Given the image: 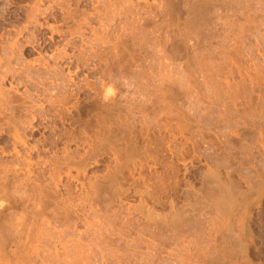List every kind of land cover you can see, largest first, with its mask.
<instances>
[{
	"label": "rangeland",
	"instance_id": "rangeland-1",
	"mask_svg": "<svg viewBox=\"0 0 264 264\" xmlns=\"http://www.w3.org/2000/svg\"><path fill=\"white\" fill-rule=\"evenodd\" d=\"M55 1H57V0H55ZM92 1L95 2L96 0H81L80 4H78L77 6L74 3L75 0H74V2L71 1L70 2L71 4L66 3L65 5L68 4L67 8H68V6H71L70 8L72 9L71 10L68 8V10L69 11L71 10V12L73 14L76 13L75 14L76 17H75V19L69 20L68 22H66L65 23L66 25H65L61 20L62 15L60 16V14L64 13L63 11H65L64 9L66 7L65 6L63 7L64 4L61 5L62 9L60 8V5H58L59 7H55L54 4L56 2L53 3L54 2V0H53L52 4H50V6H54V8H52V11H50V12L54 15V17H55V15L58 16V14H59V16H58L59 19L57 16H56L57 19L54 17L53 18L48 17L47 15L38 16V21L40 20L39 21L40 25H44L42 34L39 35L38 30H36L34 28V26L30 25L27 21H25L26 20L25 15L31 9H33V7L35 8L36 7L35 5H38V4H36V3H38V0H0V13H1L0 14V29H2L0 31V42L6 43V40H8L7 43H12L11 41H13V40L14 41L20 40L19 44L21 43V46H22V43H23L22 41H24V43H23L24 47L22 46V48H19L20 50L18 49V52H16V54H18V55H16V57L24 58V59H26L25 60L26 62L33 63L32 68L34 69V72H36L40 68L41 70L40 71L38 70V73L36 72L38 75H39V72H42V69L44 70V69L48 68V66L44 67L43 64L46 63L45 64V66H46V65H48L47 63H49L50 69L53 70L56 68V71H57L56 74H58L59 73L58 71H60V70H61L60 71L61 74H63L62 77L64 76L66 78L67 77L70 78V74H71V78H73V81L78 84L77 87H82V86L84 87L85 84L88 82L91 85L92 81L93 82H92L91 86L92 87L95 86L96 89H99L103 85L105 86V84L108 87L113 86L112 89H114L115 94H117L116 95V103L117 104L119 103L118 104L119 106L116 104L117 105L116 107L119 108L118 109L119 113L121 111L120 115L122 114L124 117L126 116V118H122V119H124V120H122L123 121L122 124H125V122H126L129 125L128 124L123 125L124 128L129 126V127H131V128L128 127L129 129H131V130L133 129V133L131 132V130H129V131H128V129L126 130L129 134L128 137L132 140H133V137H131V136H137V138L141 137V138H139V140H137V139L133 140L134 146L137 149V150L136 149L132 150V151H134L133 152L134 155H136L135 154L136 151L139 152V151H146L147 150V152H149V153L146 152L144 154V157L142 156L143 154H141L144 152H141V153L139 152L140 153L139 156H137V158L134 156L135 158L133 160V159H131V158H133V155L131 152H129V151H131L132 146H130V145L128 146V144L124 142L125 144H127L126 147L127 146L130 147V148H127L130 150H128V151L126 150L128 153L127 154L128 158H126L125 161L130 159V160H133L136 162H140V161H142V159L145 160L144 158L146 157V155L148 157L150 156L149 157V163L150 164L148 162L146 164V162H145L144 164L141 163L140 165L141 166L147 165L148 166L147 168L144 166H142V167L146 168L147 170H151V171H147L146 169H143L138 163L135 162V165L137 164V166L142 168L143 173L140 175L139 167L133 166L134 162H132V161H131L132 162V165H131V162H129V160H128V162L130 163V164L128 163V169L126 166L127 161H126L124 166H126V169L129 172L125 169H123V170L126 174L124 172H122L128 178L127 179L123 175V178L125 177V179H123V182H124V180H128V181H125L124 183L122 182L123 184H121V183L118 184L117 185L118 188L115 187V190L109 189L110 190L109 192L102 191L101 193L100 192L91 193L90 191H92V190L87 189V188H93L94 189L95 185H93L94 187H90V182L91 183L92 182L97 183L96 185H98L100 181L101 182L103 181V180H101L102 177L107 178L109 176L106 179V182H107L108 179L110 178V175H111V173L109 175L107 173H109L110 171L111 172L114 171L113 167L117 168L118 167L117 164H119V166H121L122 165L121 163H123V161L121 159H123L122 157L125 158V155H123V154H126V152H124L125 148H123L124 143H123V141H120L121 143H123V144H121L119 142V138H118V141L116 138H114L113 139L114 141L112 142L113 144L110 142L111 145L109 143H105L103 146V149H104L105 145L106 144L108 145L107 148L105 147V149H106L105 152L107 151V153H105L104 150L102 149L103 153H105V155H107V156L109 155L108 156L109 158L103 157V159H102V155H100V151L102 152V150H100L99 152L96 151L97 152L96 161L98 160L97 162L94 161L95 159H93V161H91L90 158H88V160L86 159L87 162L85 160L86 164L85 163L84 164L87 166V168L84 164L83 165L86 169H84V167L82 166V172H83V170H86L84 173L85 178L82 175L81 168L78 171L77 170H73V171L71 170L72 172H74V173H72V175H74V176L78 175L80 172V175H81L79 178L80 180L69 179L67 177L68 176L67 173L61 174L60 177H62L63 179L62 180L60 179L62 181L60 184H62L63 182L64 183L62 185H60L58 189L60 190V188H61L60 192H61V194H63L65 196V198L67 197L66 195L69 194L68 195L69 197H67V198H69V201H71V203L68 202L69 204L67 206H69V205L75 206L78 204L77 205L78 207L75 206V208H73V207L69 206L68 208H71V211L74 209L75 210L79 209V211H76V214H80V216L78 215L80 219L74 217L75 218L74 220H76V222L66 224L65 226H58L59 228L58 227L56 228L55 225H51L49 230H51V232L53 234V235L51 234L52 238L49 237V239H50L48 241L49 243L47 242L46 244H44V242L43 243L37 242L38 244L35 243L34 246L35 247L38 246L35 249L38 250V248L40 247L39 248L40 252L37 251V253L41 254V256L47 255L48 258L51 257L50 260H53V261L55 260V262H58V263H54V264H106V263L107 264H150V263L156 264L157 262H158V264H166V263L167 264H174V263L175 264H181L182 262H184V264H200V263L201 264H224V263L225 264H236V263L238 264V262H239V264H264V259H263L264 258V236H263L264 235V233H263L264 232V230H263L264 229V181H263L264 175L261 176L262 177V179H261L259 177L260 176L259 174H261V173L259 172V170L257 168H254L255 166H259L258 168L260 169V171H262V172L264 171L263 169L260 168V166H262L260 159H262V157L264 159V0H237V3H239V1L241 3V4L239 3L241 5L240 6L241 9L237 10V13H236L235 9H238L239 6L234 8V6L237 5L236 2L233 1V3H235V4H232V3L226 4L227 2H230V1L232 2V0H227V1L219 0V1H223V4H224L223 6L226 8H224L222 6L224 9H221V7H219L220 10L218 9L219 11H217V7H216V10H214V11L217 13L219 12V13L218 14L216 13L217 14L216 16L214 15L215 16V18H213L214 20H211L212 23L208 24V22H207V24H205V27L203 28L204 29L203 33H202V31H203L202 27L198 28V26H200V25H192L190 22V16L188 19L187 13L185 14L183 11V9H185V7H187L186 8L187 11L190 10L189 7L192 5L193 0H190L191 3L189 0L187 1L191 4V5L188 4L190 6H186L187 4L184 6V4H183L184 0H183V2L181 0L179 2H181L180 4H183V6L179 4V7L177 6L179 3L178 0L177 1L176 0L175 1L170 0L171 3L175 2V3H173V5L175 4V6L171 7L172 4H170V6H168V7H171L172 9L174 8L173 12H171V13H168L169 10H167V9H171V8L166 7L167 5L164 4V3H167L169 5V3L166 0H141V1L140 0H124V1L122 0L123 3L125 2L126 4L119 3V1L122 2L121 0H106V1L105 0H100V1L97 0L96 1L97 3L98 2L99 3L101 2V3L97 4L95 2L94 3L95 6H94ZM116 1L119 5H123V6H119V7H122V8H119V10L123 11V12L121 11L122 15L119 14L121 12L118 13L120 16H118V14H115L116 12L119 11V10L117 11V8H116L118 6ZM49 2L51 3V0H48V2L46 0H44V2L41 3V5L43 7L41 9L48 8ZM62 3H63V1H62ZM103 3L104 4L108 3L107 4L108 6L106 5L105 10H108L110 8L109 5L111 4V8L113 7V11L115 12V10H116V12L114 13L113 11H109V10L106 11L107 13L104 12L103 9L105 7L103 9L101 8L104 5ZM112 3L113 4L115 3L116 5L113 6ZM133 3H135V4H133ZM164 5H166V6H164ZM218 5H222V2L219 3ZM218 5H216V6H218ZM225 5H228V6H225ZM180 6H182V7H180ZM96 7L101 8L103 10V12L106 14H104L101 11V9L96 10ZM107 7H109V8H107ZM162 7H165V8H162ZM243 9H244V11H243ZM26 11H28V12L26 13ZM153 11H155V12H153ZM164 12H167V13H164ZM97 14L100 16L97 20H95V21L85 20L88 17L87 15H90L92 18H95L96 17L95 15H97ZM112 14L115 16V17H113V19H115V20H112L113 22L112 21L108 22L109 19L108 20H106V19L112 17L113 16ZM155 14H157L155 16V18H157V19L153 20L152 17ZM160 14H163V15H160ZM219 14H221L222 16L220 15L221 16L220 17ZM1 15L5 18V20H4V18L2 20ZM183 15H185V16H183ZM186 15H187V17H186ZM157 16H159V17H157ZM170 18H172V19H170ZM218 18H219V20L217 21ZM54 19H56V20L54 21ZM144 19H146V20H144ZM20 20H21V22H20ZM57 20H59V21H57ZM84 20L86 21V23H84L85 22ZM188 20L190 23L187 22ZM2 21H4V22L7 21V22H5V24H3L4 22L2 23ZM100 21L104 22V23H100ZM145 21H147L146 24H145ZM109 23L114 26L113 27L111 25V27H109L110 29L112 28L111 32L113 31L112 32L113 35L115 34V30H117L115 35H117L116 36L117 39H119V38L121 39V40H113L112 43H115L114 41H121L122 42V40L125 39L124 35H126V37H127L128 35H131L133 32L134 33L137 32V34L135 33L134 35L131 36V38H128V39L126 38V40H129V39L132 40L133 38L136 37V39H134V40L137 41L136 43L133 42L134 40H132V42L127 41V48L129 45H132V47H133L134 46L133 44H135L136 46H134V48L139 47V49L136 48L137 52H139L142 48H143V51H145V50H147V51H145V52L140 51L139 53H135L133 50L130 49L131 47L128 48L129 52H127L128 49H127V51L125 49L126 52H124V53H126L125 54L126 56L123 59L124 61H122V59L118 60V58H117V61H119V62L113 60L115 65H114V63H112L113 61L111 62L112 64L111 63L109 64V65H114L112 67L115 68V69L112 68L113 71H111V72L109 71V70H112V69H109L111 67L108 65L109 60L107 61V65H105L106 60H104V61L102 60L103 61V62L101 61L102 63L100 62V60L103 59L104 57L103 58L101 57L100 60L95 59L99 63H101V64H99V63H95V64H97L98 67L100 65L101 66L99 68H95L96 67V65H95L94 68H95L97 74L96 73L91 74L92 76L90 75L91 71L89 69H86V70L79 69L78 70L77 64L76 65H75V63H74V65L70 64L71 60H63L62 61V59H61V61L58 60L60 62L57 65L54 63L53 57L60 54V52H63L61 50L66 51L69 56L75 55L74 53H77L79 48L81 49V51L80 50L79 51L83 52L84 55L90 54L91 50H93V52H94L95 50L91 49L90 44H88V40L91 39V40H89L91 42L95 39L94 36H98V35H99V37L102 36V34H103L102 30L104 28L101 24H103V25L108 24L110 26ZM143 23L145 25H147V26L143 25L144 28L141 27V24H143ZM169 23H172V24H169ZM190 24L193 26V28L194 27L195 28L193 29ZM45 25H48V26H45ZM50 25L53 28L58 27L59 31L57 33L56 32L54 33V31L52 32V29L51 28L49 29ZM207 25L212 26V30H210L211 26H209V30L211 32L208 30ZM129 26H131V27H129ZM26 27H28L27 30H26ZM139 27H141V28H139ZM206 27H207L206 34L208 33V37L205 36L206 35L205 34V28ZM75 28L80 29L82 36H79V35L73 36L71 31H72V29H73V31L76 30ZM109 28H108V30H109ZM122 28H125V29H122ZM136 28H139L138 31ZM196 28L199 29V31L201 32L200 34L202 36L206 37V38H204V40L200 34L199 35L196 34V33H199ZM23 29H25V30H23ZM160 29H163V30H160ZM189 29L191 32L195 31V29H196V33L193 32L192 34H193V36H194V34L198 35V37L200 36L199 38H200V41L202 39V42H205V39H207V38L210 39V37L212 36L211 40H206V42L208 41L210 43V46L208 45L209 43H206V42H205V44L207 47L205 46V44L204 45L202 44L203 46H201V44H199L200 42L198 41L199 38L195 37V36H194L195 37L194 38L191 33H190V35H189L190 37H189L188 36ZM140 30H143V31H140ZM124 31H125V34L123 35L122 32H124ZM185 31H187L188 34ZM70 33L72 36L70 35ZM83 33H85V34H83ZM127 33H128V35H127ZM139 33H141V35ZM184 33H186L187 35L186 34L183 35ZM31 34H33L34 36H37V34H38L39 35V36H37L38 38L45 36L44 38L46 40L45 41L46 45L43 46L42 49L34 51L32 56H29L30 55L29 52L30 51L32 52V49H33V46L28 43V39L33 36V35L30 36ZM138 34L140 36H142V39L139 37ZM14 35H16V36H14ZM209 35H211V36L209 37ZM27 36H30V37L27 38ZM137 36L139 37V39L137 38ZM185 36H186V38L189 37L191 39V43H193V46H192V44L188 45L186 43V41H184V42L182 41L181 43H182V47H184V49L181 47L182 53L179 54L180 57L179 56L176 58L173 57V59H171V56L173 55L172 53L175 51V49H173V52H172L171 51L172 49L170 50V47L172 48V46L169 47V45L172 44L171 42L172 41L174 42V40H176L174 43H177L178 40H179L178 43H180V41H181L180 39L186 40ZM169 37H171L172 39H170ZM192 37L194 38L193 41H192V39H193ZM11 38L12 39L14 38V39L12 40ZM98 38L96 37V39H98ZM140 39L142 40V41H139L140 45L143 42H145L144 44L147 43V45H145V46L141 45V47L137 46V44L139 45L138 40H140ZM154 39H156V41H154ZM25 40H27V41H25ZM126 40H124V41H126ZM128 42H131L132 44L128 43ZM237 42H239V43H237ZM69 43L72 47L70 45H68ZM93 43H95V42H93ZM98 43H99V45L95 48L96 49L95 53H98V55L100 54L99 56H103L101 53L103 52V54H104V51H105V48L107 47V45L106 44L102 45V43L100 44V42H97V44ZM174 43H173V45H175V47H173V48H176L177 45ZM198 44H199V46H197ZM110 45H113V44H110ZM99 46H100V48H98ZM142 46H144L145 49ZM148 46H150V47H148ZM178 46H177L176 50L181 49ZM189 46L192 47L193 49H190ZM152 47H154V48H152ZM188 47H189V49H187ZM75 48H78V50H76ZM204 48H206V49H204ZM136 49H134V50H136ZM154 49H156V50H154ZM167 49L170 50L171 52L167 53L166 52V51H168ZM80 52H78L76 54V55H79V57H81L80 55H83L82 53L80 54ZM114 52H116V51L114 50ZM141 52L145 53L144 55H146V56H141V55H143V54H140ZM152 52L154 54H152ZM124 53H123V55H124ZM127 53H129V54H127ZM176 53H177V51H176ZM176 53H174V54H176ZM178 53H180V52H178ZM2 54L3 53L0 52V58H1ZM168 55H169V57H167ZM211 55H213V56H211ZM51 58H52V61H51ZM131 58H133V59H131ZM37 59H39V60L41 59L40 61H42V60L43 61L40 62ZM104 59H107V58H104ZM35 60H37L38 63L35 62ZM178 60L181 62H179ZM126 61H128V63L130 61V63L128 64ZM192 61H194V62H192ZM116 62L118 63L117 65H116ZM124 62H126V63H124ZM136 63H138V64H136ZM221 63L222 64L224 63V65H222ZM208 64H209V66H208ZM125 65H127V66H125ZM133 65L134 66L137 65L139 68H137V66H135L136 67L135 68ZM204 65H205V68H204ZM108 66H109V68H108ZM52 67H54V68H52ZM127 67L129 68L128 70H127ZM92 68H93V66H92ZM124 68L128 72H126ZM33 69L31 71H33ZM140 69H142V70H140ZM140 71L141 72L143 71V72L141 73ZM35 74L33 75V72H32V75L31 74L30 75L32 77H34V76L37 77V75H35ZM61 74L59 77L58 76L56 77L59 80L61 79L60 81L58 80V83L55 82V80L53 78H51V80L53 79L52 80L53 84H51L52 85L51 87L49 86L50 90H51V88L55 89L56 86L53 87V85H55L56 83L59 86L67 85V83L64 84V82H63V85L61 84L62 83L61 81H63V79H64V78L63 79L61 78ZM54 76H56V75H54ZM124 76H126V77H124ZM145 78H148V79L146 80ZM57 79H56V81H57ZM102 80H103V82H101ZM110 80H111V82H110ZM125 82L127 84H125ZM132 82H134V83L132 84ZM10 83H11V81H8V83H6L4 85V88L6 90L8 89L10 91L11 88L13 87V89H12L13 91L12 90L11 91L13 93L15 92L18 95L20 94V96L22 95L23 92L27 91V89H28L26 86L22 85L17 90L16 85L15 84L11 85L12 86L11 87ZM49 84H50V80H49ZM168 84H170V85H168ZM177 84H180V85H178V86H180L179 89L177 88L178 87ZM167 86H168V88H166ZM171 86H172V88H171ZM39 87L35 90L34 89L28 90L29 93L30 94L32 93V95L34 96L33 97V98H35L34 101H37V100L41 101L40 100L41 98L38 99L37 95L41 96L40 94L43 91L41 89H43V87H41V88H39ZM45 87L47 88L48 86H45ZM66 87H68V89H70L69 86H66ZM66 87L64 89L67 90ZM87 88L88 87H84V89H87ZM132 88H133V90H132ZM49 89H47V90H49ZM72 89H75V87ZM122 91H124V92H122ZM46 93H50V91H47ZM22 97L25 98V96H22ZM94 98H95V95L93 94V92L89 93V91L86 92V90H85V92H83L81 95H79V103H81V105H83V104L85 105L86 103H88V101L92 102V99H94ZM85 99L87 101H85ZM136 99H138V100H136ZM94 100L100 102V98H98V99L95 98ZM158 100H160V101H158ZM21 101L24 102L23 100H21ZM25 101H27V99ZM163 101H165L166 104ZM28 102H31V100H28ZM160 102H162V103H160ZM41 103H45V102H43V100H42ZM157 103H159V104H157ZM168 104L170 106H168ZM45 105L47 106L48 103H45ZM150 105H153L155 107L150 106ZM159 105H161V106H159ZM131 106H133V107H131ZM120 107H121V109H120ZM162 107H164V108H162ZM165 108H167V109H165ZM235 109L237 112L235 111ZM173 111H174V113H172ZM249 113L252 114L253 116L250 115ZM167 114H170V115H167ZM91 115H92V113H87L84 117L82 116L80 120L76 121L77 123H79V121H81L80 124L75 123L76 124L75 126L81 125L80 128L78 129V131L80 130L78 135L82 136L85 139L87 138V136H89V137L93 136V135L90 136V134H94L93 133V131H94L93 125L95 126V123L99 120L95 116V113L92 116ZM150 115H152L153 117H151ZM171 116H172V118H169ZM67 117H70V116H67ZM71 117H73V116H71ZM85 117L87 120L85 119ZM75 118L77 119V116H75L74 119ZM89 118H91V119H89ZM92 118H93V120H92ZM26 119L29 120L30 117H27ZM149 120L151 123L149 122ZM130 121H131V124H130ZM174 121H176V122H174ZM158 123L162 124V125H159V126L156 125ZM164 123L166 124V126H168V124H170L171 127L175 126V124H177V123L179 124L178 126H180V125L181 126L178 127L176 125V127L179 128V131L175 127L176 131H178V132L174 131V133H173L174 129H172L174 127H172V128L169 127V129H172V130L169 131V133H168L167 131L169 129H167L166 126L163 125ZM183 123L185 126L183 125ZM49 124H48L49 126L53 127V124H51V123H49ZM37 125H35V128H36L35 130L38 129L36 127ZM134 126H136V127L134 128ZM137 126H139V127H137ZM152 126L155 128L152 129L153 128ZM65 127L68 128V125H65ZM65 127H64V129H67ZM84 128H85V131L87 130V128L88 129L90 128L91 131H89V130H87L88 132L87 131L86 132L81 131ZM148 129H150V130L148 131ZM155 129H159V130H155ZM180 129H184V130H180ZM47 130H42L39 133H36L32 136L29 134V136H28L29 137L28 140L30 139L28 141L29 144L32 146L35 144V141H38V139L42 141L45 137H48L49 135H51V133H56L54 131L52 132L50 129H49L50 131L48 130L49 132ZM187 130H188V132H187ZM244 130H245V132H244ZM135 131H137L138 133ZM147 131L149 132V134ZM236 131H238V132H236ZM145 132H147L146 135L144 134ZM155 132L158 134H156ZM180 132H181V134H180ZM131 133L133 135H131ZM139 133H141L142 136H140L141 134H139ZM176 133H179L180 135H178ZM171 134H174L175 137H178L177 139L174 137L177 145H175V143H174L175 141L172 142L173 136ZM182 134H183V136H181ZM155 135H157V136H155ZM179 137H182V138H179ZM185 137H187V138H185ZM146 138H149V139H146ZM159 138L160 139L163 138V140L159 141ZM231 138L233 139V141H231L232 140ZM130 139L128 141H130V144H132ZM91 141H93V140L91 139ZM150 142L151 143L159 142V143L157 145L156 144L151 145L150 148L149 147L141 148V149H146V150H141L139 148V146H141V145L144 146L147 143L149 145ZM161 142H163L164 144ZM182 142H184V143L182 144ZM88 143H89V141H87V143H85V146L84 145L83 146L85 148H87ZM136 143H138V145H136ZM186 143H187V145H186ZM173 145L176 147V149H174V150H173V147H174ZM83 146L80 148L78 146V148H79V150H78V148H76V146H74L72 144L71 150L72 149L74 150V151L72 150V152L76 151L77 154H75V153L74 154L79 157L80 154L85 155L84 153H86L84 150H87V149L83 150ZM63 147H65V146L60 145L55 150H52L54 154L52 152L50 154L46 153L48 151L50 152V150L45 151V154L44 155L42 154L41 158L44 157L46 159L48 157L46 160L44 158L43 159L45 161H47V160L51 161L53 157L55 158V157L62 155V153L64 151H62L60 149L61 150V152H60L59 148L64 149ZM152 147H153L152 150H155V151L151 150ZM166 147H168V148H166ZM177 147H178V149H177ZM183 147H184V149H183ZM74 148H76L77 150ZM217 148H218V151H217ZM82 150L84 151V153H81ZM55 151L60 152V153L57 154V153H55ZM69 151H70V149H69ZM150 151L153 153V155L150 154L151 153ZM175 151H176L177 155L175 154ZM183 151L184 152L186 151V152L184 153ZM227 151H229V153ZM87 152H90V150ZM117 152H118L119 156L116 155ZM220 152L222 153V155L220 154ZM237 152L239 154H237ZM108 153H110V154H108ZM261 153H263V154H261ZM59 154H61V155H59ZM129 154H130V157H129ZM218 154H219V156H218ZM96 155H94V157ZM98 155L101 158L100 157L98 158ZM105 155L103 154V156H105ZM244 155H246V156H244ZM116 157H117V159H116ZM148 157H147L146 161L148 160ZM229 157L230 158L232 157L231 159H233V160L230 159V161H229ZM234 157H236V158H234ZM237 157H240V158L243 157L242 159H244V158L247 159L245 161L249 165L247 163H246V165L248 166V168H250L249 174H251L250 170H253L252 176L254 175V172L257 173L256 170H258V173L256 174V176L255 175L254 176H255V181L257 180L256 178H258L257 182L259 181L260 183H255L256 186L258 185V187L256 189L257 192L256 193L254 192L256 194V196L254 194H253L254 196L251 195L248 202L245 203L246 206H244L245 204L241 205L242 209L238 208V206H236V205H234L233 209H231L233 205L230 206V204H232V203L231 202L228 203V201L223 200L220 197L219 200L216 201V203L221 204L222 202L224 203V201H226L228 206L226 205V202H225V205L229 209V212L223 211V210H226V206H224V208H223V205L220 206L218 204L221 207L220 209L223 208V210L219 209L220 212L223 211V212H227L229 214L228 215L227 213H224L223 218H222V213L220 214L219 210L217 209L219 206L214 202H211L212 204L210 205L209 204L210 203L209 198H208L209 196H212L211 198H213V199H210V200H216L217 197H219L221 195V194H219V192H217L218 188H216V185L219 186L218 182H220V184H221V180L224 182L225 180H223V179L227 180V177H226L227 175L225 172L226 170L224 172H222V170H224L222 165H225V167H226L225 169H227L229 167L231 168V166H229L231 164V162L236 161L235 162L236 164L233 163L235 165L234 167L231 164L232 165V168H231L232 172H234L233 170H236L237 167L239 168V169L237 168V171H239V170L241 171V169H242V172H243L245 170L244 171L245 174H241L242 172H237V171H235L232 174L229 171L230 168H229V170L227 169L231 175L229 173L228 174L230 176L234 177V179L235 178L237 179L236 180L237 183L239 182V178H240L238 175H239V173L241 174L240 179L242 181L240 180V183H238L239 186H241V187H239L240 191H243V192L246 191L247 192L249 186H246V185L250 184V183H248V181L246 184L247 178L246 179L244 178L247 171H248L247 170L248 168L245 167L244 165H243L244 166L243 167L242 164H244V162H243L244 160L242 161L240 158H237ZM9 158H11V157H9ZM113 158H115V159H113ZM224 158H226V160L229 161V164H228V162L224 161L225 160ZM39 159L37 158V156L33 157L34 162L35 161H38V162L44 161L43 159H40V160ZM160 159H163V160H160ZM234 159H235V161H234ZM236 159L239 161H237ZM9 160H11V159H9ZM217 160H218V162H217ZM89 161L91 162L92 165L89 164L90 163ZM154 161H155V163H154ZM166 161H168V162H166ZM222 161H224L225 163L223 162V164H221ZM248 161L251 163H249ZM263 161H262V164H264ZM93 162L95 163V165H93L94 164ZM99 162H100V164H98ZM171 162L174 164V166L172 165ZM241 162H243V163L241 164ZM218 163L221 164L222 168L219 166ZM226 163H227V166H226ZM252 163H254V165ZM259 163H260V165H257ZM96 164H98L99 166ZM169 164H171V165H169ZM217 164L219 166L218 171L222 172L221 175L225 174L226 176L225 175L224 176L226 178H224V176L222 175L223 177H221V179L217 180V184H215V186H214L215 189L210 188L211 186H209L210 189L209 188L208 189L210 191H212L211 189H213V191L214 190L215 191L212 192V194H210L211 193L210 191H208V192H210L208 194L206 192V194L208 195L207 196V195H205V190H208L207 185H209V182L211 183V181H212V180L210 181V179H212L213 174L215 172H216L215 176H216V174L218 176V171L216 168ZM240 164H241V166H240ZM116 165H117V167H116ZM129 165L133 166V168L136 167V170L132 171V168ZM214 165H216V167ZM168 166H169V168H168ZM173 167H174V169L175 168L176 169L173 170ZM129 168H131V171L135 172V173H132ZM51 169H53V166H52V168L51 167L48 168L49 171ZM214 169H216V170H214ZM107 170H109V171H107ZM75 171H77V172H75ZM136 171H139L138 172L139 174H137ZM130 172H131V174H134V175L137 174L136 176H133L134 178H137V179H133L132 175L130 177H128V175H130L129 174ZM165 172H167V173H165ZM172 172L175 173L174 176H173ZM236 172H237V174H236ZM148 173H149V175L151 173V176H149V177L146 176L148 178L143 176V175H148ZM205 173H207V175L209 176V180H208V176H207L208 184L206 183L207 180L205 178L206 177ZM49 174H51V171H50V173L48 172L46 175L49 177ZM105 174H107L108 176L106 177ZM112 174H113V172H112ZM138 175H140L142 178L141 177L139 178ZM236 175H237V177H235ZM230 176H228L230 178V179L229 178L228 179L235 182V180H233L232 177H230ZM246 176H248V175H246ZM78 177H79V175H78ZM90 177L92 178V180ZM242 177H243V179H245V181L242 179ZM131 178H132V180H131ZM151 178H153V179H151ZM49 179L50 178H48L47 179L48 181H46L45 183H47V184L52 183L53 184V182H51V180L49 181ZM143 179L146 181H148V179H151L152 181H150V180L148 181V183H150V184L147 183L146 186H148V185H152V186H151V188L148 186L151 190V192H150V190L148 189L149 190L148 192L150 194L148 193L147 194L148 196L145 194V196H142L143 197L142 198L141 196H137V194L135 196L134 192L136 193V191H133V189L135 188L134 186H138V187L140 186V188L137 187L136 189L139 190L138 192H141V191L143 192L144 191L143 189L145 187V186H143V184H145L144 182H146ZM176 179H178V180H176ZM203 179H204V181H206L205 185H204V181H202ZM71 180H72V182H71ZM154 180H155V183H154ZM201 181L203 183H201ZM255 181H253V183ZM103 182H105V179ZM163 182H165L166 185H164ZM171 182H172V184H171ZM80 183L84 185V187L82 189H81ZM212 183H213V181H212ZM214 183H216V182L214 181ZM69 184H71L70 185L71 187L69 186ZM259 184H263L262 187L259 186ZM65 185L69 186L68 189H69L70 193H65V190H64ZM119 185H121L122 187ZM213 185L214 184H212V187H213ZM222 185L224 186L227 184L223 183ZM243 185H244V187H242ZM63 186H64V189H63ZM157 186H159V187H157ZM203 186L204 187L207 186V187L204 188ZM130 187H132L133 189L131 190ZM84 188H86V189H84ZM128 188L130 190L126 191ZM242 188L243 189L247 188V189L246 190L244 189L245 190L244 191ZM136 189H134V190H136ZM158 189H160V190H158ZM171 189H173V190H171ZM52 190L55 191V188H53ZM85 190L88 193L89 192L90 193L88 194ZM120 191H121V193H119ZM124 191L129 192V194L125 193ZM152 191H154V192H152ZM190 191H191V193H190ZM240 191H238V192H240ZM169 192H170V194H169ZM194 192H195V195H198V196L197 197L194 196L192 198H189L192 193L194 194ZM243 192H240V193H243ZM123 193H125V194H123ZM196 193H199V194H196ZM214 193H216V194H214ZM240 193H239V195H240ZM81 194H82V196H81ZM95 194H97V195H95ZM203 194L205 195V198H204ZM149 195H154V196L152 197ZM88 196H91V197H88ZM96 197H97V199H96ZM92 198H95V199H92ZM157 198H159V199H157ZM214 198H216V199H214ZM225 198L226 197H224V199ZM204 199H206V200H204ZM220 199L223 201L220 202L221 201ZM148 200H150V201H148ZM185 200L187 202H185ZM75 201H76V203H75ZM120 201H122V203ZM200 203H202V204H200ZM84 204H86V205H84ZM95 204H96V206H95ZM247 204L250 205V207H249L250 209L248 208ZM213 205L216 206L215 209L218 210L216 213H219V214L215 213V209H214ZM102 206H103V208H102ZM210 206H212V208ZM242 206H244V208ZM79 207H82V208H79ZM108 207H110V208H108ZM192 207L194 210H192ZM245 207H247L248 209H245ZM133 208H134V210H133ZM185 208H186V210H185ZM177 209H179V210H177ZM187 209H189V210H187ZM244 209L247 211V213H249V214H247L248 217L250 218V216H251L250 219L248 218L249 221H246L247 219L246 220L243 219V218H247V215L245 213H244L245 215L243 214V211L246 212ZM139 210H141V211H139ZM241 210H243L242 213H241ZM177 212H179V214L180 213L182 214V215H180L179 219H181L182 216H183L182 217L183 219L189 217L188 220H190L191 222L186 219L185 221L188 222V224L186 223L187 224L186 225V224H183L184 220H182V221L179 220L178 222H176L177 220L175 221V219H173L174 221H172L171 220V214L176 215ZM182 212H185V213H182ZM192 212L194 213V215ZM127 213H129V214H127ZM144 214H145V216H143ZM184 214H187V215L189 214V215L186 216ZM234 214L236 216H239L238 214H240L239 217H241V218L239 219L236 216L233 217ZM242 214L245 217H242L243 216ZM157 215L158 216L160 215V217H159L160 219L158 218ZM178 215H176L177 219L179 217ZM220 215H221V217H220ZM184 216H185V218H184ZM217 216H219L223 220L219 219V217H217ZM143 217L144 218L145 217L151 218L152 221H149V220L147 221L146 218L144 219ZM130 218H132V219H130ZM153 218H154V220H153ZM164 218H166V219H164ZM190 218H192V220ZM77 219H79V220H77ZM155 220H157V221H155ZM234 220H235V222H233ZM240 220H243L246 223H244L243 221L241 223ZM193 221H194V223H193ZM238 221H240L239 225L247 224V222L248 223L250 222L249 224H252V225L251 226L247 225L248 229L241 228V229H243V230H241L240 227L238 226V223H237ZM261 221H262V223H261ZM226 222H227V224H226ZM253 222H254V225H253ZM211 223H212V225H210ZM231 223L233 225H231ZM234 223H236V226H238L237 230H241L240 234H244L246 231L248 232V230H250V232H252L251 234H250V232H248L249 234L246 232L250 237L247 239L248 241L251 239V242H252L253 238L255 240V241L253 240L254 243L253 242L251 243L249 241L250 245L252 244L251 246L249 245V242L246 241L244 246H247L246 247V249L248 250L246 252V253H248L247 255H246V253H243V252L242 253L240 252L241 254L239 252H237L236 254H235V252L234 253L231 252L233 250L231 249V245L228 243H226L227 245L225 244V242H224V245H221V246L218 245V243L220 241L218 238L219 236H220V238H222V235H225L226 233H227L226 235H228V233H230L228 235L229 237H227V236H224V237L225 238H231L230 237L231 232L234 233V231H237L236 229H234L233 231H231V229H229L230 231H228V229H227L229 226H230L229 228H231V226H233V228H235L236 226L234 227ZM180 224H182L183 226H181ZM220 224H221V226H220ZM109 225L111 228L109 227ZM144 225H146V226H144ZM176 225H179V227L178 226L176 227ZM218 226H220V228ZM243 227H246V225L245 226L243 225ZM253 227H255V228L252 229ZM106 228H107V230H106ZM193 229H194V231H193ZM251 229H252V231H251ZM110 230H112V231H110ZM39 231L40 230L38 229L37 232H39ZM62 231H65V232H62ZM60 232H62V233H60ZM219 232L221 235L219 234ZM173 234H175V235H173ZM234 234L239 235V232H235ZM253 234L255 235V237L254 236L251 237ZM176 236H178V237H176ZM138 237H140V238H138ZM172 237H173V239H171ZM232 237H233V235H232ZM78 239H80V240H78ZM113 239H114V241H113ZM111 241H113V242H111ZM247 243L250 247L247 245ZM77 248L81 249V251H82V253H80L81 255L79 257L77 256V253L79 251V249H77ZM224 248H226L227 251ZM43 250L44 251L46 250V251L43 252ZM219 250H220V252H219ZM238 250H239V248H238ZM240 250H241V248H240ZM83 251L85 253H83ZM249 251H250V253H249ZM93 252H94V254H93ZM109 253H111V254H109ZM113 253H115V254H113ZM218 253H220L223 257H224V255H226V257L221 260V258H223V257L222 256L220 257V254H218ZM232 253L234 255H232ZM229 254H231L232 257H228L227 255H229ZM111 255H113V257ZM205 255L206 256L212 255V256L210 258L208 257L209 258L208 259ZM102 256L105 258H102ZM200 256H201V258H200ZM202 256H203V259H202ZM260 256H261V258H260ZM217 257L219 259H217ZM130 258H131V260H129ZM74 259H76V260H74ZM248 260H250V261H248ZM170 261H172V262H170ZM235 261H237V262H235Z\"/></svg>",
	"mask_w": 264,
	"mask_h": 264
},
{
	"label": "bare ground",
	"instance_id": "bare-ground-1",
	"mask_svg": "<svg viewBox=\"0 0 264 264\" xmlns=\"http://www.w3.org/2000/svg\"><path fill=\"white\" fill-rule=\"evenodd\" d=\"M47 2H48V0H46ZM62 1H63V3H62ZM71 1H73L74 2V0H57V1H55L54 0V2H53V0H51V3L49 2V6H48V8H46V9H41V8H43L42 7V5H41V3H43L44 2V0H38V3H36V4H38V5H35L36 7L34 8L33 7V9H31L29 12L28 11H26V15H25V21H27L30 25H32V26H34V28L36 29V30H38V34L39 35H41L42 34V31H43V27H44V25H40V23H39V21H38V16H41V15H47L48 17H51V18H53L54 17V15L50 12V11H52V8H54V6H50V4H52V2L53 3H55L54 5H55V7H59L58 5H60V8H61V5H63V7L65 6L66 8H67V5L68 4H71L70 2ZM97 1V0H96ZM95 1V2H96ZM100 1V0H99ZM106 1V0H105ZM122 1V0H121ZM124 1V0H123ZM123 1L122 2H120L119 1V3H123ZM141 1V0H140ZM168 3H169V5L167 4V3H164V4H166V5H164V6H166V7H168V6H170V4H172L171 5V7H173V6H175V4L173 5V3H175V2H173V3H171L170 2V0L168 1V0H166ZM165 1V2H166ZM175 1V0H174ZM177 1V0H176ZM179 1H181V0H178V2ZM188 0H184V2H183V0H182V2H183V4H184V6L186 5V6H190L191 4V1H190V3L189 2H187ZM225 1H227V0H225ZM233 1L234 2H236V6H234V8H236V7H238L239 6V8L238 9H235L236 10V13H237V10H239V9H241L240 8V1H239V3H237V0L235 1V0H232V2L230 1V2H227L226 4H229V3H232V4H235V3H233ZM80 2H81V0H75V4H76V6L78 5V4H80ZM83 2V1H82ZM93 2V1H92ZM95 2H93V4L95 3ZM104 2V1H103ZM108 2V1H107ZM193 3H192V5L189 7L190 8V10L189 11H187V7H185V9H183V11H184V13L186 14L187 13V15H188V19H189V16H190V22H191V24L192 25H200V26H198V28L199 27H202V29L205 27V24H207V22H208V24L209 23H212L211 22V20H214L213 18H215V16L219 13H217V12H215L214 10H216V7H217V11H219L220 9H219V7H221V9H224V8H226V7H224L223 5V1H219V0H193L192 1ZM217 2V3H216ZM222 2V5H218L219 3H221ZM46 3V2H45ZM66 3H68L67 5H65ZM97 3V2H96ZM99 3V2H98ZM97 3V4H98ZM101 3V2H100ZM99 3V4H100ZM116 3H117V1H116ZM177 3V2H176ZM181 2H179L178 3V7H179V4H180ZM243 3V2H242ZM74 4V5H75ZM104 4V3H103ZM108 4V3H107ZM107 4H104L101 8L103 9L104 7V12H106V11H113V7L111 8V4L109 5L110 6V8L109 7H107V8H109L108 10H105L106 9V5ZM123 4H126L125 2L123 3ZM129 4V3H128ZM127 4V5H128ZM131 4V3H130ZM133 4H135V3H133ZM132 4V5H133ZM153 4V3H152ZM183 4H180V5H182L183 6ZM188 4H190V5H188ZM231 4V5H232ZM45 5V4H44ZM57 5V6H56ZM102 5V4H101ZM112 5L114 6V5H116L115 3L113 4L112 3ZM117 11L119 10V8H122V7H119V6H123V5H119L118 3H117ZM216 5H218V6H216ZM94 6H95V4H94ZM99 6V5H98ZM108 6V5H107ZM147 6V5H146ZM182 6H180V7H182ZM224 8H223V7ZM225 6H228V5H225ZM233 6V5H232ZM71 6H68V8L69 9H71L70 8ZM158 7V6H157ZM171 7H168V8H171ZM230 7V6H229ZM64 9L65 11H63L64 13H62V14H60V16L62 15V18H61V20H62V22L65 24L66 22H68L69 20H73V19H75V17H76V13L75 14H73L72 12H71V10L69 11L68 10V8L67 9ZM101 8H98V7H96V10H98V9H101ZM115 8V9H116ZM162 8H165V7H162ZM243 8V7H242ZM245 8V7H244ZM62 9V8H61ZM60 9V10H61ZM101 9V11L103 12V10ZM114 9V10H115ZM174 9V8H173ZM173 9L171 8V9H167V10H169V12L168 13H171V12H173ZM219 9V10H218ZM59 10V11H60ZM68 10V11H67ZM94 10V9H93ZM155 10V9H154ZM164 10V9H163ZM162 10V11H163ZM171 10V11H170ZM122 11V10H121ZM120 10L118 11V12H116V10H115V14H118L119 12H121ZM165 11V10H164ZM182 11V12H183ZM223 11V10H222ZM243 11H244V9H243ZM98 12V11H97ZM103 12V13H104ZM123 12V11H122ZM122 12L121 13H119V14H121L122 15ZM153 12H155V11H153ZM167 12H164V13H167ZM66 13V14H65ZM86 13V12H85ZM102 13V14H103ZM107 13V12H106ZM106 13H104V14H106ZM110 13V12H109ZM112 13V12H111ZM217 13V14H216ZM235 13V14H236ZM239 13V12H238ZM1 14V13H0ZM99 14V13H98ZM95 15L96 17L95 18H92L90 15H87L88 17L85 19V20H87V21H95V20H97L100 16L99 15ZM101 14V13H100ZM118 14V16H120ZM173 14V13H172ZM233 14V13H232ZM8 15V14H7ZM23 15V14H22ZM113 15V14H112ZM157 14H155L153 17H152V19L153 20H156L157 18H155V16H156ZM160 15H163V14H160ZM170 15V14H169ZM187 15H186V17H187ZM215 15V16H214ZM221 14H219V16H220ZM234 15V14H233ZM232 15V16H233ZM237 15V14H236ZM2 16V15H1ZM57 15H55V17L54 18H56L57 19V17L59 16V14H58V16L56 17ZM109 16V15H108ZM146 16V15H145ZM166 16V15H165ZM183 16H185V15H183ZM222 16V15H221ZM220 16V17H221ZM113 17H115L114 15L112 16V17H110V18H105L106 20H108V22L109 21H112V20H115V19H113ZM157 17H159V16H157ZM218 17V16H217ZM216 17V18H217ZM2 18V20H3V16L1 17ZM85 18V17H84ZM146 18V17H145ZM234 18V17H233ZM241 18V17H240ZM239 18V19H240ZM24 19V18H23ZM56 19H54V21L56 20ZM58 19H59V17H58ZM83 19V18H82ZM170 19H172V18H170ZM187 19V18H186ZM4 20H5V18H4ZM84 20V21H85ZM144 20H146V19H144ZM160 20V19H159ZM158 20V21H159ZM176 20V19H175ZM219 20V18L217 19V21ZM8 21V20H7ZM7 21H5V22H7ZM57 21H59V20H57ZM76 21V20H75ZM138 21V20H137ZM148 21V20H147ZM147 21H145V24H146V22ZM157 21V22H158ZM4 21H2V23H3ZM5 22L3 23V24H5ZM20 22H21V20H20ZM113 22V21H112ZM187 22H189V20L187 21ZM189 22V23H190ZM215 22V21H214ZM9 23V22H8ZM39 23V24H38ZM84 23H86V21L84 22ZM100 23H104V22H101L100 21ZM107 23V22H106ZM128 23V22H127ZM224 23V22H223ZM28 24V25H29ZM78 24V23H77ZM89 24V23H88ZM110 24V23H109ZM115 24V23H114ZM139 24V23H138ZM144 23L143 24H141V27H143V25L144 26H147V25H145ZM169 24H172V23H169ZM190 24V25H191ZM215 24V23H214ZM2 25V24H1ZM21 25V24H20ZM66 25V24H65ZM68 25V24H67ZM86 25V24H85ZM102 26H103V34H102V36H100L99 37V35L98 36H94L95 37V39L93 40V41H89V40H91V39H89L88 40V44H90V46H91V49H94L95 51H96V47L99 45V43L97 44V42H100V44L102 43V45H104V44H106L107 45V47L105 48V51H104V54H103V52L101 53L103 56H99L98 55V53H95V51L93 52V50H91V52H90V54H83V52H80L81 51V49L79 48V50H78V48H75L76 50H78V52H80V54L82 53L83 55H80L81 57H79V55H76L77 53H74L75 55H71V56H69L68 54H67V52L66 51H64V50H61V51H63V52H60V54H56L57 56H54L53 57V61H54V63L57 65L60 61H61V59H62V61L63 60H71V62H70V64H73L74 65V63H75V65L77 64V68H78V70L79 69H81V70H86V69H89L90 71H91V73H90V75L91 74H97V72H96V70H95V68H99L98 66H97V64H95V63H99L97 60H95V59H98V60H100L101 59V57L103 58H107V59H101L100 60V62L103 60H106V63H105V65H107V61L109 62L108 63V65L113 61V60H115V61H117V58H118V60H120V59H122V61H124L123 59L125 58V54L126 53H124V52H126L127 51V49L129 48V47H131L130 49L131 50H133L135 53H139L140 51H143V48L139 51V52H137V49H139V47L136 49V48H134V46H136L135 44H133L134 46L132 47V45H129L128 46V48H127V41H131L132 42V40H134V39H136V37L135 38H133L132 40H126V38L128 39V38H131V36L132 35H134L135 33L137 34V32H133L131 35H128V33H127V37H126V35H124L125 34V31L124 32H122L123 33V35L125 36V39H123L122 40V42L121 41H114L115 43H112L113 42V40H121L120 38L119 39H117V35H115L116 34V31L117 30H115V34L113 35V31L111 32V30H112V28L110 29L109 27H111V25L112 24H110V26L108 25V24H105V25H103V24H101ZM108 25V26H107ZM164 25V24H163ZM166 25V24H165ZM191 25V26H192ZM227 25V24H226ZM230 25V24H229ZM4 26V25H3ZM45 26H48V25H45ZM113 26V25H112ZM121 26V25H120ZM209 26H211V25H207V27H208V30H209ZM19 27V26H18ZM29 27V26H28ZM28 27H26V30H27V28ZM114 27V26H113ZM129 27H131V26H129ZM141 27H139V28H141ZM162 27V26H161ZM197 27V26H196ZM207 27L205 28V34H206V29H207ZM25 28V27H24ZM48 28V27H47ZM52 29V32L54 31V33L56 32H58L59 31V28L57 27V28H53V27H51V25H50V27H49V29ZM79 28V27H78ZM78 28H75L76 30H74L73 31V29H72V31H71V33L73 34V36L74 35H79V36H82V34H81V32H80V29H78ZM86 28V27H85ZM108 28H109V30H108ZM139 28H136L137 29V31H138V29ZM144 28V27H143ZM142 28V29H143ZM192 28H193V26H192ZM195 28V27H194ZM193 28V29H194ZM211 29L210 30H212V26L210 27ZM122 29H125V28H122ZM129 29V28H128ZM186 29V28H185ZM191 29V28H190ZM190 29H189V34H188V32L187 31H185L187 34H188V36L190 35V33L192 34L193 32H195L196 33V29H195V31H193V32H191L190 31ZM216 29V28H215ZM214 29V30H215ZM225 29V28H224ZM2 29H0V31H1ZM23 30H25V29H23ZM69 30V29H68ZM79 30V31H78ZM114 30V29H113ZM135 30V29H134ZM160 30H163V29H160ZM174 30V29H173ZM209 30V31H210ZM97 31V30H96ZM119 31V30H118ZM123 31V30H122ZM140 31H143V30H140ZM155 31V30H154ZM166 31V30H165ZM197 31L199 32V33H196V34H200L201 32L199 31V29H197ZM202 31V30H201ZM217 31V30H216ZM215 31V32H216ZM239 31V30H238ZM21 32V31H20ZM37 32V31H36ZM145 32V31H144ZM150 32V31H149ZM160 32V31H159ZM204 32V29H203V31H202V33ZM211 32V31H210ZM22 33V32H21ZM20 33V34H21ZM71 33H70V35H71ZM119 33V32H118ZM186 33H184L183 35H185ZM237 33V32H236ZM37 34V36H39ZM83 34H85V33H83ZM140 35H141V33H139ZM138 34V35H139ZM153 34V33H152ZM186 34V35H187ZM196 34H194V36L195 37H198V35H196ZM2 35V34H1ZM11 35V34H10ZM33 34H31L30 36H32ZM96 35V34H95ZM139 35V37L142 39V36H140ZM201 35V34H200ZM226 35V34H225ZM240 35V34H239ZM14 36H16V35H14ZM30 36H27V38L28 37H30ZM34 36V35H33ZM31 37V38H29L28 39V43L29 44H31L32 46H33V49H32V52L30 51L29 52V56H32L33 55V52L34 51H36V50H40V49H42L43 48V46H45L46 45V43H45V36L43 37H41V38H38L37 36H34V37ZM72 36V35H71ZM85 36V35H84ZM147 36V35H146ZM160 36V35H159ZM187 36V37H188ZM192 36H193V34H192ZM193 36V37H194ZM202 36V35H201ZM205 36H207L208 37V33L205 35ZM211 35H209V37H210ZM77 37V36H76ZM96 37L98 38V39H96ZM120 37V36H119ZM139 37L137 36V38L139 39ZM164 37V36H163ZM178 37V36H177ZM190 37V36H189ZM186 38V36H185V38H186V40L184 39H180L181 41H180V43H178V41H177V43H174L176 40H174V42L172 41L171 43L172 44H170L169 45V47L170 46H172V48L170 47V50L173 52V49H175V51L171 54L172 56H171V59H173V57H180V55L179 54H181L182 53V48L184 49V47H182V41L184 42V41H186V43L188 44V45H191L192 44V46H193V43H191V39L190 38ZM192 37V38H193ZM194 37V38H195ZM200 37V36H199ZM198 37V38H199ZM203 37V40H204V38H206V37H204V36H202ZM212 37V36H211ZM210 37V39L209 38H207V39H205V42H206V40H211L212 38ZM215 37V36H214ZM147 38V37H146ZM170 39H172L171 37H169ZM194 38L192 39V41L194 40ZM197 38V39H198ZM219 38V37H218ZM238 38V37H237ZM12 39V38H11ZM14 39V38H13ZM12 39V40H13ZM52 39V38H51ZM138 40V42L139 41H142V40ZM145 39V38H144ZM226 39V38H225ZM16 40V39H15ZM85 40V39H84ZM124 40H126V41H124ZM196 40V39H195ZM20 41V40H19ZM19 41H11L12 43H7L8 42V40H6V43H4V42H0V52L1 53H3L2 54V56H1V58H0V264H54V263H58V262H55V260L53 261V260H50V258L51 257H47V255H45V256H41V254H39V253H37V251L38 252H40L39 251V248H38V250L37 249H35V248H37L38 246H34L35 245V243H37V242H39V243H43L44 242V244H46L50 239H49V237L50 238H52V236H51V234H52V232H51V230H49L50 229V226L51 225H55L56 226V228L58 227V226H65L66 224H70V223H74V222H76V220H74L75 218H79V216H80V214H76V211H79V209H74V210H72L71 211V208H68L69 206L70 207H73V208H75V206H77V205H75V206H71V205H69V206H67L69 203L68 202H70L71 203V201H69V198H67V197H69L68 195H66L67 197L65 198V196L63 195V194H61V188H60V190L58 189L59 188V186L60 185H62V184H60L62 181V177H60L61 176V174H68V178L69 179H75V180H80L79 178H80V172H79V177H78V175H76V176H74V175H72V173H74V172H72L73 170H79L80 168H81V172H82V166L84 167V165L86 164L85 163V160L87 159L88 160V158H90L91 159V161H93V159H95L94 161L95 162H97L96 161V157H97V152L96 151H100V150H102L103 149V146H104V144L105 143H109L110 144V142L112 143L114 140V138H116L117 139V141H118V138H119V142L120 141H123V143L125 142V143H127L128 144V146L130 145V146H132V149H131V151H129V152H131L132 153V155H133V158H131V159H133L134 160V158L136 157L137 158V156H139V154L141 153V152H144V153H141V154H143L142 156L144 157V154L147 152V150L146 149H141V148H144V147H151V145H154V144H158L159 142H157V143H149V145H148V143L147 144H145L144 146H139V148L141 149V150H146V151H139V152H135V154L136 155H134V151H132V150H135L136 148H135V146H134V142H133V140L134 139H137V140H139V138H141V137H139V138H137V136H131V135H133L132 133H133V129L131 130V129H129V128H131V127H129L128 125V123H126L125 122V124H128L127 126L129 127H125L124 128V126L123 125H125V124H122L123 123V121L122 120H124V119H122V118H126V116L124 117L122 114L120 115V113H121V111H120V113H119V108H117L116 106L119 104H117L116 103V95L117 94H115V90L114 89H112L113 88V86L111 87V86H106V84H105V86L103 85V86H101L99 89H96L95 88V86L94 87H92L91 85H92V82H91V85L89 84V82L88 83H86L85 84V86L84 87H88L87 89H84V87L82 86V87H77L78 86V84L77 83H75L74 81H73V78H71V74H70V78H66V77H62V75L63 74H61V70L60 71H58L60 74H61V78L63 79V81H61L62 83V85H63V82H64V84H66L67 83V85H63V86H59V85H57V83H58V80L59 79H57L56 77L58 76H60V74L58 75V74H56L57 73V71H56V68L55 69H50L49 67V63H47L48 65H46L45 66V64H43L44 65V67H47L48 66V68H46V69H42V72H39V75L37 74L38 73V70L40 71L41 69L39 68L36 72H34V69L32 68L33 67V63H29V62H26L25 60L26 59H24V58H18V57H16V55H18V54H16V52H18V49L19 48H22V46H23V43H24V41H22L23 43H22V46H21V43L19 44ZM25 41H27V40H25ZM83 41V40H82ZM87 41V40H86ZM144 41V40H143ZM154 41H156V39H154ZM166 41V40H165ZM200 43L199 44H201V46H203L204 44H205V42H202V39H201V41H200V38H199V40H198ZM93 42H95V43H93ZM119 44H118V43ZM131 42H128V43H131ZM133 42H137L136 40H134ZM197 42V41H196ZM236 42V41H235ZM72 43V42H71ZM145 42H143V43H141V45H147V43L146 44H144ZM173 43L174 44H176L179 48H181V49H177L176 50V48H177V46H176V48H173V47H175V45H173ZM190 43V44H189ZM206 43H209L208 41L206 42ZM218 43V42H217ZM237 43H239V42H237ZM66 44V43H65ZM84 44V43H83ZM110 44H113V45H110ZM132 44V43H131ZM199 44L197 45V46H199ZM203 44V45H202ZM67 45V44H66ZM68 45H70V43L68 44ZM73 45V44H72ZM141 45H140V42H139V45L137 44V46H140L141 47ZM150 45V44H149ZM154 45V44H153ZM164 45V44H163ZM209 46H210V43L208 44ZM213 45V44H212ZM219 45V44H218ZM71 46V45H70ZM144 46H142V47H144ZM205 46H206V44H205ZM24 47V46H23ZM72 47V46H71ZM75 47V46H74ZM102 47V46H101ZM148 47H150V46H148ZM160 47V46H159ZM168 47V48H169ZM190 47V46H189ZM189 47L187 48V49H189ZM207 47V46H206ZM236 47V46H235ZM98 48H100V46L98 47ZM152 48H154V47H152ZM161 48V47H160ZM159 48V49H160ZM242 48V47H241ZM65 49V48H64ZM125 49H126V51H125ZM134 49H136V50H134ZM144 49H145V47H144ZM190 49H193L192 47H190ZM204 49H206V48H204ZM239 49V48H238ZM20 50V49H19ZM68 50V49H67ZM114 50L116 51V52H114ZM154 50H156V49H154ZM168 50V49H167ZM170 50H168V51H166L167 53L168 52H171ZM179 50V51H178ZM198 50V49H197ZM209 50V49H208ZM27 51V50H26ZM145 51H147V50H145ZM145 51H143V52H145ZM164 51V50H163ZM176 51H177V53L178 52H180V53H176ZM204 51V50H203ZM229 51V50H228ZM239 51V50H238ZM21 52V51H20ZM75 52V51H74ZM98 52V51H97ZM127 52H129V49H128V51ZM123 53H124V55H123ZM165 53V52H164ZM174 53H176V54H174ZM229 53V52H228ZM232 53V52H231ZM127 54H129V53H127ZM140 54H143V55H141V56H146V55H144L145 53H140ZM139 54V55H140ZM150 54V53H149ZM152 54H154L153 52H152ZM196 54V53H195ZM204 54V53H203ZM202 54V55H203ZM208 54V53H207ZM211 54V53H210ZM222 54V53H221ZM148 55V54H147ZM176 55V56H175ZM229 55V54H228ZM236 55V54H235ZM192 56V55H191ZM211 56H213V55H211ZM215 56V55H214ZM134 57V56H133ZM167 57H169V55L167 56ZM202 57V56H201ZM208 57V56H207ZM237 57V56H236ZM129 58V57H128ZM143 58V57H142ZM164 58V57H163ZM174 58V59H175ZM200 58V57H199ZM205 58V57H204ZM42 59V58H41ZM40 59V60H41ZM131 59H133V58H131ZM136 59V58H135ZM158 59V58H157ZM194 59V58H193ZM234 59V58H233ZM34 60V59H33ZM37 60H39V59H37ZM37 60H35V62H37L38 63V61ZM39 60V61H40ZM58 60H60V61H58ZM127 60V59H126ZM181 60V59H180ZM185 60V59H184ZM195 60V59H194ZM203 60V59H202ZM225 60V59H224ZM43 61V60H42ZM42 61H40V62H42ZM51 61H52V58H51ZM97 61V62H96ZM102 61V62H103ZM173 61V60H172ZM179 61V60H178ZM191 61V60H190ZM34 62V63H35ZM101 62V63H102ZM117 62H119V61H117ZM116 62V65L118 64ZM127 63H128V61H126ZM126 62H124V63H126ZM149 62V61H148ZM179 62H181V61H179ZM192 62H194V61H192ZM197 62V61H196ZM204 62V61H203ZM221 62V61H220ZM226 62V61H225ZM44 63V62H43ZM101 63H99V64H101ZM112 63H114V61L112 62ZM111 63V64H112ZM129 63H130V61H129ZM128 63V64H129ZM218 63V62H217ZM54 64V65H55ZM120 64V63H119ZM127 64V65H128ZM134 64V63H133ZM136 64H138V63H136ZM142 64V63H141ZM222 64V63H221ZM53 65V66H54ZM60 65V64H59ZM95 65H96V67H95ZM114 65H115V63H114ZM114 65H109V66H111L110 68H109V66H108V68L109 69H112L113 67L112 66H114ZM127 65H125V66H127ZM169 65V64H168ZM175 65V64H174ZM222 65H224V63L222 64ZM231 65V64H230ZM92 66H93V68H92ZM122 66V65H121ZM124 66V67H125ZM134 66V65H133ZM135 66H137V65H135ZM134 66V67H135ZM182 66V65H181ZM208 66H209V64H208ZM226 66V65H225ZM43 67V66H42ZM55 67V66H54ZM54 67H52V68H54ZM61 67V66H60ZM59 67V68H60ZM95 67V68H94ZM107 67V66H106ZM141 67V66H140ZM143 67V66H142ZM150 67V66H149ZM219 67V66H218ZM58 68V69H59ZM105 68V67H104ZM136 68V67H135ZM137 68H139L138 66H137ZM160 68V67H159ZM201 68V67H200ZM204 68H205V65H204ZM33 69V71H31ZM57 69V70H58ZM106 69V68H105ZM104 69V70H105ZM113 69H115V68H113ZM113 69L112 70H109L110 72L111 71H113ZM125 69V68H124ZM129 68L127 67V70H128ZM202 69V68H201ZM207 69V68H206ZM140 70H142V69H140ZM181 70V69H180ZM204 70V69H203ZM208 70V69H207ZM98 71V70H97ZM115 71V70H114ZM125 71H126V69H125ZM138 71V70H137ZM197 71V70H196ZM224 71V70H223ZM32 72H33V75L35 74V75H37V77H32L31 75H32ZM75 72V71H74ZM126 72H128V71H126ZM141 72V71H140ZM143 72V71H142ZM141 72V73H142ZM174 72V71H173ZM210 72V71H209ZM77 73V72H76ZM75 73V74H76ZM106 73V72H105ZM116 73V72H115ZM114 73V74H115ZM192 73V72H191ZM31 74V75H30ZM69 74V73H68ZM118 74V73H117ZM149 74V73H148ZM195 74V73H194ZM54 75H56V76H54ZM105 75V74H104ZM123 75V74H122ZM217 75V74H216ZM54 76V77H53ZM79 76V75H78ZM92 76V75H91ZM94 76V75H93ZM96 76V75H95ZM110 76V75H109ZM112 76V75H111ZM145 76V75H144ZM87 77V76H86ZM123 77V76H122ZM124 77H126V76H124ZM51 78H53L54 80H55V82H57L55 85H53V87H55V89L54 88H51V90L49 89L52 85L51 84H53L52 83V80H51ZM66 78V79H65ZM99 78V77H98ZM102 78V77H101ZM132 78V77H131ZM56 79H57V81H56ZM100 79V78H99ZM146 80L148 79V78H145ZM49 80H50V84H49ZM61 80V79H60ZM59 80V81H60ZM118 80V79H117ZM176 80V79H175ZM8 81H11V83H10V86L11 85H16V89L18 90V88L20 87V86H22V85H24V86H26L28 89H27V91H25V92H23L22 93V95L20 96V94L18 95V94H16L15 92L13 93L12 91V89H13V87L11 88V90L9 91L8 89L6 90L5 88H4V85L6 84V83H8ZM105 81V80H104ZM125 81V80H124ZM54 82V83H55ZM84 82V81H83ZM101 82H103V80L101 81ZM110 82H111V80H110ZM120 82V81H119ZM128 82V81H127ZM135 82V81H134ZM134 82H132V84L134 83ZM48 83V84H47ZM129 83V82H128ZM47 84V85H46ZM60 84V85H61ZM81 84V83H80ZM95 84V83H94ZM93 84V85H94ZM125 84H127L126 82H125ZM99 85V84H98ZM168 85H170V84H168ZM178 85H180V84H177V86ZM40 86V87H39ZM45 86H48L47 88L45 87ZM50 86V87H49ZM59 86V87H58ZM66 86H69V88L70 89H68V87H66ZM81 86V85H80ZM176 86V87H177ZM41 88V87H43V89H41V90H43L42 92H41V96H38L37 95V98L38 99H40L41 101L43 100V102H45V103H48V105L46 106L45 105V103H41V101H34L35 100V98H33L34 96L32 95V93L30 94L29 93V91L28 90H30V89H37V88ZM67 88V90L66 89H64V88ZM75 87V89H72V88H74ZM132 87V86H131ZM165 87V86H164ZM179 87L180 86H178L177 88L179 89ZM7 88V87H6ZM15 88V87H14ZM46 88V89H45ZM166 88H168V86L166 87ZM171 88H172V86H171ZM47 89H49V90H47ZM131 89V88H130ZM16 90V91H17ZM40 90V91H41ZM85 90H86V92L87 91H89V93L90 92H93V94L95 95V98H100V102L99 101H95L94 99H92V102L90 103L89 101H88V103H86L85 105L83 104V105H81V103H79V95H81L83 92H85ZM121 90V89H120ZM128 90V89H127ZM132 90H133V88H132ZM47 91H50V93H46ZM178 91V90H177ZM37 92V91H36ZM121 92V91H120ZM122 92H124V91H122ZM178 93V92H177ZM180 93V92H179ZM35 95V94H34ZM87 95V94H86ZM146 95V94H145ZM181 95V94H180ZM22 96H25V98L27 99V101H25L26 99L25 98H23ZM126 96V95H125ZM148 96V95H147ZM89 97V96H88ZM149 97V96H148ZM93 98V97H92ZM123 98V97H122ZM21 100H23L24 102H22ZM28 100H31V102H28ZM94 100V101H93ZM131 100V99H130ZM136 100H138V99H136ZM146 100V99H145ZM85 101H87L86 99H85ZM122 101V100H121ZM158 101H160V100H158ZM162 101V100H161ZM165 104H166V102L165 101H163ZM83 103V102H82ZM85 103V102H84ZM134 103V102H133ZM152 103V102H151ZM160 103H162V102H160ZM88 104V105H87ZM117 104V105H116ZM150 104V103H149ZM157 104H159V103H157ZM156 104V105H157ZM164 104V105H165ZM172 104V103H171ZM231 104V103H230ZM236 104V103H235ZM132 105V104H131ZM224 105V104H223ZM119 106V105H118ZM150 106H153V105H150ZM159 106H161V105H159ZM167 106V105H166ZM165 106V107H166ZM168 106H170L169 104H168ZM225 106V105H224ZM126 107V106H125ZM131 107H133V106H131ZM144 107V106H143ZM153 107H155V106H153ZM152 107V108H153ZM229 107V106H228ZM237 107V106H236ZM151 108V109H152ZM162 108H164V107H162ZM161 108V109H162ZM173 108V107H172ZM235 108V107H234ZM120 109H121V107H120ZM128 109V108H127ZM130 109V108H129ZM134 109V108H133ZM157 109V108H156ZM160 109V108H159ZM165 109H167V108H165ZM169 109V108H168ZM174 109V108H173ZM226 109V108H225ZM168 111V110H167ZM175 111V110H174ZM174 111L172 112V113H174ZM233 111V110H232ZM231 111V112H232ZM235 111H236V109H235ZM95 113V116L97 117V119H99L96 123H95V126L93 125V128H94V131H93V133L94 134H90V136L91 135H93V136H91V137H89V136H87V138L85 139V138H83L82 136H80V135H78L79 134V131H78V129L80 128V126L81 125H77V126H75L76 124L75 123H77L76 121L77 120H80L81 119V117L83 116H85L87 113H92V115ZM151 112V111H150ZM156 112V111H155ZM158 112V111H157ZM226 112V111H225ZM237 112V111H236ZM244 112V111H243ZM137 113V112H136ZM142 113V112H141ZM144 113V112H143ZM162 113V112H161ZM168 113V112H167ZM170 113V112H169ZM171 114V113H170ZM170 114H167V115H170ZM177 114V113H176ZM235 114V113H234ZM250 114V113H249ZM91 115V116H92ZM147 115V114H146ZM175 115V114H174ZM250 115H252V114H250ZM67 116H73V117H67ZM75 116H77V119L75 118L74 119V117ZM144 116V115H143ZM151 117H153L152 115H150ZM158 116V115H157ZM180 116V115H179ZM248 116V115H247ZM253 116V115H252ZM263 116V115H262ZM27 117H30V119L29 120H27L26 118ZM67 117V118H66ZM87 117V116H86ZM86 117H85V119H86ZM161 117V116H160ZM168 117V116H167ZM244 117V116H243ZM147 118V117H146ZM169 118H172V116L171 117H169ZM202 118V117H201ZM234 118V117H233ZM89 119H91V118H89ZM181 119V118H180ZM205 119V118H204ZM226 119V118H225ZM242 119V118H241ZM87 120V119H86ZM92 120H93V118H92ZM131 120V119H130ZM163 120V119H162ZM161 120V121H162ZM173 121V120H172ZM80 122L81 121H79V123H77V124H80ZM89 122V121H88ZM94 122V121H93ZM134 122V121H133ZM140 122V121H139ZM142 122V121H141ZM149 122H150V120H149ZM170 122V121H169ZM174 122H176V121H174ZM200 122V121H199ZM244 122V121H243ZM49 123H51V124H53V127H51V126H49L50 124ZM151 123V122H150ZM171 123V122H170ZM228 123V122H227ZM38 124V125H37ZM49 124V125H48ZM82 124V123H81ZM130 124H131V121H130ZM154 124V123H153ZM168 124V123H167ZM172 124V123H171ZM198 124V123H197ZM205 124V123H204ZM211 124V123H210ZM35 125H37L36 127L38 128L37 130H35L36 128H35ZM65 125H68V128L67 127H65ZM156 125H162V124H156ZM164 126H166V124L164 123L163 124ZM174 125V124H173ZM176 125L178 126L179 124L177 123V124H175V126H172V127H174V128H172L171 127V125L170 124H168V126H166V128L167 129H169V127H171L172 129H174L173 130V133H174V131H176ZM183 125H184V123H183ZM209 125V124H208ZM251 125V124H250ZM253 125V124H252ZM142 126V125H141ZM155 126V125H154ZM181 126V125H180ZM180 126H178V127H180ZM185 126V125H184ZM230 126V125H229ZM64 127L65 128H67V129H64ZM78 127V128H77ZM136 126H134V128H135ZM137 127H139V126H137ZM153 127V126H152ZM176 127V128H175ZM238 127V126H237ZM263 127V126H262ZM53 128V129H52ZM92 128V129H93ZM133 128V127H132ZM155 127H153L152 129H154ZM185 128V127H184ZM231 128V127H230ZM240 128V127H239ZM244 128V127H243ZM250 128V127H249ZM254 128V127H253ZM259 128V127H258ZM51 130L52 132L54 131V132H56V133H51V135H49L48 137H45L42 141L41 140H39L38 139V141H35V144L34 145H30L29 144V140H28V136H29V134L32 136V135H34V134H36V133H39L40 131H42V130ZM128 129V131L129 130H131V137H133V140L132 139H130L128 136H129V134H128V132L126 131ZM166 129V130H167ZM172 129H169L167 132L169 133V131H171ZM257 129V128H256ZM47 130V131H48ZM49 130V131H50ZM87 130H89V131H91L90 130V128L88 129L87 128ZM86 130V131H87ZM137 130V129H136ZM150 129H148V131H149ZM155 130H159V129H155ZM177 130L179 131V128H177ZM180 130H184V129H180ZM189 130V129H188ZM188 130H187V132H188ZM250 130V129H249ZM48 131V132H49ZM81 131H85V128L83 129V130H81ZM85 131V132H86ZM147 131V132H148ZM178 131H176V132H178ZM234 131V130H233ZM46 132V131H45ZM88 132V131H87ZM135 132H137V131H135ZM141 132V131H140ZM147 132H145L144 134L146 135V133ZM165 132V131H164ZM236 132H238V131H236ZM244 132H245V130H244ZM249 132V131H248ZM81 133V132H80ZM138 133V132H137ZM156 133V132H155ZM161 133V132H160ZM171 133V132H170ZM139 134H141V133H139ZM148 134H149V132H148ZM156 134H158V133H156ZM176 134H178V135H180L181 134V132H180V134L179 133H176ZM184 134V133H183ZM183 134L181 135V136H183ZM240 134V133H239ZM44 135V134H43ZM173 137V141L172 142H174L175 143V145H177L176 144V140H175V138L177 139L178 137H175L174 136V134H171ZM86 136V135H85ZM140 136H142V134L140 135ZM155 136H157V135H155ZM168 136V135H167ZM82 137V138H81ZM93 137V138H92ZM136 137V138H135ZM164 137V136H163ZM169 137V136H168ZM175 137V138H174ZM229 137V136H228ZM231 137V136H230ZM179 138H182V137H179ZM185 138H187V137H185ZM89 139V140H88ZM91 139L93 140V141H91ZM131 140V143L133 144H130V141H128V140ZM146 139H149V138H146ZM165 139V138H164ZM193 139V138H192ZM230 139V138H229ZM232 139V138H231ZM246 139V138H245ZM35 140V139H34ZM89 141V143L87 144V148H85L84 146H85V143H87V141ZM160 140H163V138L162 139H160L159 138V141ZM187 140V139H186ZM182 141V140H181ZM231 141H233V139L231 140ZM137 142V141H136ZM171 142V141H170ZM192 142V141H191ZM209 142V141H208ZM229 142V141H228ZM240 142V141H239ZM249 142V141H248ZM121 143V142H120ZM123 143H121V144H123ZM123 144V148H125V150H124V152H126V154H123V155H125V158L124 157H122L123 159H121L122 161H123V163H121L122 165L121 166H119V164H117L118 165V167H117V165H116V167L117 168H115V167H113L114 168V171H112L113 172V174H112V172L110 171L109 173H107L108 175L111 173V175H110V178L108 179V181L106 182V179L109 177L107 174H105L106 175V177L107 178H103L102 176V178H101V180H103L104 181V179H105V182H99V184L98 185H96L97 183H91L90 182V187H94L93 185H95V190L93 189V188H87V189H91L92 191H90L91 193H98V192H102V191H104V192H109L110 190H112V189H114L115 190V187H117V185L118 184H123L125 181H128V180H124V182H123V179H125V172H124V170L123 169H125V170H127L128 169V163L129 162H134V164H133V166H136V167H139V166H137V164L135 165V162L136 161H133V160H130V159H128L129 160V162H128V160H126L127 161V169H126V166H124L125 165V163H126V161H125V159L126 158H128L127 157V151L128 150H130V149H127V148H130V147H126V145L127 144ZM139 143V142H138ZM138 143H136V145H138ZM161 143H163V142H161ZM167 143V142H166ZM184 142H182V144H183ZM195 143V142H194ZM211 143V142H210ZM241 143V142H240ZM74 145V146H76V148H78V146H79V148L80 147H82L83 145V150L84 149H87V150H84L86 153H84V151L82 150V152L81 153H84L85 155H83V154H80V156L78 157V156H76L75 154H77V152L75 151V152H72V150H71V145ZM113 144V143H112ZM116 144V143H115ZM164 144V143H163ZM209 144V143H208ZM243 144V143H242ZM60 145H64L65 147H63L64 149H62V148H59V150L61 149L62 151H64L63 153H62V155L61 154H59V155H61V156H58V157H53L52 158V160L51 161H45L43 158H41V155L43 154H45V151H48V150H50V152L48 151V152H46V153H48V154H50L51 152L53 153V151L52 150H55L56 148H58ZM111 145V144H110ZM125 145V146H124ZM148 145V146H147ZM168 145V144H167ZM166 145V146H167ZM186 145H187V143H186ZM89 146V147H88ZM107 144L105 145V147L107 148ZM170 146V145H169ZM174 146V145H173ZM181 146V145H180ZM199 146V145H198ZM105 147H104V152H105ZM175 147V146H174ZM173 147V150L174 149H176V147L174 148ZM213 147V146H212ZM76 148H74V149H76ZM79 148H78V150H79ZM89 148V149H88ZM110 148V147H109ZM138 148V147H137ZM166 148H168V147H166ZM171 148V147H170ZM181 148V147H180ZM245 148V147H244ZM69 149H70V151H69ZM114 149V148H113ZM117 149V148H116ZM153 149V147L151 148V150ZM177 149H178V147H177ZM183 149H184V147H183ZM188 149V148H187ZM239 149V148H238ZM242 149V148H241ZM58 150V149H57ZM56 150V151H57ZM58 150V151H59ZM61 150H60V152H61ZM77 150V149H76ZM90 150V152H87V151H89ZM103 150H102V152L100 151V155H102V159H103V157H108L107 155H105V153H107V151L105 152V153H103ZM118 150V149H117ZM127 150V151H126ZM137 150V149H136ZM139 150V149H138ZM172 150V149H171ZM225 150V149H224ZM243 150V149H242ZM55 151V153H60V152H56ZM74 151V150H73ZM152 151H155V150H152ZM179 151V150H178ZM182 151V150H181ZM217 151H218V148H217ZM251 151V150H250ZM259 151V150H258ZM151 152V151H150ZM169 152V151H168ZM172 152V151H171ZM180 152V151H179ZM184 152V151H183ZM186 152V151H185ZM184 152V153H185ZM189 152V151H188ZM222 152V151H221ZM220 152V154L222 155V153ZM228 153H229V151H227ZM241 152V151H240ZM257 152V151H256ZM75 153V154H74ZM95 153V154H94ZM102 153V154H101ZM116 153V152H115ZM130 153V154H131ZM147 153H149V152H147ZM196 153V152H195ZM214 153V152H213ZM219 153V152H218ZM260 153V152H259ZM258 153V154H259ZM54 154V153H53ZM103 154L105 155V156H103ZM108 154H110V153H108ZM120 154V153H119ZM130 154H129V157H130ZM138 154V155H137ZM150 154H152L153 155V153L151 152ZM173 154V153H172ZM175 154H176V151H175ZM217 154V153H216ZM237 154H239L238 152H237ZM261 154H263V153H261ZM75 155V156H74ZM82 155V156H81ZM94 155H96L95 157H94ZM114 155V154H113ZM116 155H118V152H117V154ZM131 155V156H132ZM156 155V154H155ZM177 155V154H176ZM220 155V156H221ZM256 155V154H255ZM254 155V156H255ZM35 156H37V158L39 159H43L44 161L43 162H38V161H33V157H35ZM74 156V157H73ZM119 156V155H118ZM135 156V157H134ZM157 156V155H156ZM174 156V155H173ZM192 156V155H191ZM218 156H219V154H218ZM229 156V155H228ZM234 156V155H233ZM237 156V155H236ZM242 156V155H241ZM244 156H246V155H244ZM248 156V155H247ZM259 156V155H258ZM9 157H11V158H9ZM100 156L98 155V158H99ZM111 157V156H110ZM147 155H146V157L144 158L145 160H143L142 159V161H140V162H136V163H138L139 165L141 164V163H145L146 162V164H147V162L149 163V157H148V160L146 161V159H147ZM162 157V156H161ZM176 157V156H175ZM227 157V156H226ZM250 157V156H249ZM257 157V156H256ZM262 157V156H261ZM97 158V159H98ZM101 158V157H100ZM109 158V157H108ZM121 158V157H120ZM153 158V157H152ZM222 158V157H221ZM228 158V157H227ZM232 158V157H231ZM230 157H229V161H230V159H231ZM234 158H236V157H234ZM237 158H240V157H237ZM243 157H241L240 159L244 162V164H242L243 162H241V164H242V166L244 165L245 167H247L248 168V166L246 165V161L245 160H247V159H242ZM9 159H11V160H9ZM39 159V160H40ZM89 159V160H90ZM111 159V158H110ZM113 159H115V158H113ZM116 159H117V157H116ZM154 159V158H153ZM176 159V158H175ZM188 159V158H187ZM225 160V162H228V164H229V161H227L226 160V158H224ZM87 160H86V162H87ZM109 160V159H108ZM160 160H163V159H160ZM186 160V159H185ZM231 160H233V159H231ZM237 160V159H236ZM264 159H263V157H262V159H260V162H261V165L263 166H260V168L261 169H263L264 170V164H262V161H263ZM42 161V160H41ZM224 161H222V163L221 164H223V162ZM234 161H235V159H234ZM237 161H239V160H237ZM90 162V161H89ZM88 162V163H89ZM103 162V161H102ZM111 162V161H110ZM117 162V161H116ZM132 162H131V165H132ZM166 162H168V161H166ZM217 162H218V160H217ZM224 162V163H225ZM236 162V161H235ZM235 162H231V164L233 165V167L235 166L234 164H236ZM249 162V161H248ZM264 162V161H263ZM85 163V164H84ZM94 163V162H93ZM119 163V162H118ZM154 163H155V161H154ZM172 163V162H171ZM213 163V162H212ZM234 163V164H233ZM238 163V162H237ZM249 163H251V162H249ZM84 164V165H83ZM89 164H91V162L89 163ZM98 164H100V162L98 163ZM98 164H96V165H98ZM110 164V163H109ZM130 164V163H129ZM150 164V163H149ZM219 164V163H218ZM218 164H217V167H216V165H214L216 168H217V171H218V167L220 166L221 168H222V166H223V168H224V170H222V172H224L225 170V172H226V175L225 174H222L223 176L225 175L226 177H227V180L226 179H223V180H225L224 182L221 180V184H220V182H218L219 183V186L218 185H216V188H218L217 189V192H219V194H221L219 197H217V199L216 198H214V199H216V200H210V199H213V198H211L212 196H209L208 198H209V204L211 205L212 203L211 202H214V203H216V201L217 200H219V198L221 197L223 200H226V201H228V203L229 202H231L232 204H230V206L231 205H233L232 206V208L231 209H233V207H234V205H236V206H238V208H241V205H243V204H245V203H247L248 202V200H249V198L251 197V195H255L256 196V192H257V187H258V185L256 186V184L255 183H260L259 181L257 182V180H258V178H256L257 180L255 181V176H256V174L258 173V170H259V172L262 174H259L260 176V178L262 179V177L261 176H263L264 175V171L262 172V171H260V169L258 168L259 166H255L254 168H257L258 170H256L257 171V173H255L254 172V175L252 176V174H253V170H250L251 172V174H249V169L250 168H248L247 170V173H246V175H248V176H246L245 175V179H246V184H247V181H248V183H250L249 185L247 184L246 186H249V188H248V190H247V192L245 191L247 188H242L245 192H243V191H240L239 190V187H241V186H239V184L238 183H240V178H241V174H245V170L242 172V169H241V171L239 170V171H237V168H236V170H233L234 172L235 171H237V172H242L241 174L239 173V182L237 183V179L235 178L234 179V177H232V176H230L231 174H230V172L233 174L234 172H232V165L230 164L229 166H231V168H230V170H229V168H227V169H225L226 167H225V165H222L221 166V164H219V166H218ZM241 164H240V166H241ZM248 164V163H247ZM253 165H254V163H252ZM92 165V164H91ZM93 165H95V163L93 164ZM131 165H129V166H131ZM169 165H171V164H169ZM172 165L174 166V164L172 163ZM177 165V164H176ZM249 165V164H248ZM257 165H260V163L259 164H257ZM52 166H53V169H51L50 171H51V174H49V177L46 175L48 172L50 173V171L48 170V168L49 167H51L52 168ZM86 166V165H85ZM99 166V165H98ZM133 166H131V168H132V171H135L136 170V167H134L133 168ZM141 166V165H140ZM142 166H144V165H142ZM141 166V167H142ZM226 166H227V163H226ZM239 166V167H240ZM243 166V167H244ZM252 166V165H251ZM144 167H148L147 165H145ZM172 167V166H171ZM86 168H87V166H86ZM85 167H84V169H86ZM108 168V167H107ZM110 168V167H109ZM131 168H129L130 169V171H131ZM143 168V167H142ZM142 168H140L139 167V170H140V175L143 173L142 172ZM146 168H143V169H146ZM168 168H169V166H168ZM116 169V170H115ZM176 169V168H175ZM174 169V167H173V170H175ZM234 169V168H233ZM239 169V168H238ZM72 170V171H71ZM123 170V171H122ZM147 170V169H146ZM212 170V169H211ZM214 170H216V169H214ZM77 171H75V172H77ZM85 171L86 170H83V172H82V175H83V177L85 176L84 175V173H85ZM107 171H109V170H107ZM128 171V170H127ZM131 171V172H132ZM147 171H151V170H147ZM221 171V170H220ZM122 172H124L125 174H123ZM129 172V171H128ZM131 172L129 173L130 175H128V177H130L131 175H132V177L133 176H136L137 174H139L138 172L139 171H136V175H134V174H131ZM222 172H219L218 171V176H217V174H216V176H215V173L213 174V177H212V179H210V181L212 180L213 181V183H212V181H211V183L209 182V185H207L208 184V180H209V176L207 175V173H205L206 174V180H207V176H208V180H207V182L206 181H204V179L202 180V181H204V185H205V182L207 183L206 185L208 186H203L204 188H206L207 187V189L209 188V186H211L210 188H214V186H215V184H217V180H219V179H221V177H223L222 175H221V173ZM237 172H236V174H237ZM132 173H135V172H132ZM152 173V172H151ZM151 173H150V175H149V173H148V175H143L144 177H146V176H151ZM165 173H167V172H165ZM173 173V172H172ZM230 175H229V174ZM174 174L175 173H173V176H174ZM123 175L125 176L124 178H123ZM140 175H138L139 176V178L141 177ZM177 175V174H176ZM252 177H251V176ZM87 176V175H86ZM205 176V175H204ZM224 176V178H226ZM228 176H230V177H232V179L233 180H235V182H233V181H231V180H229L230 178L228 177ZM98 177V176H97ZM105 177V176H104ZM148 177H146V178H148ZM170 177V176H169ZM184 177V176H183ZM193 177V176H192ZM203 177V176H202ZM235 177H237V175L235 176ZM243 177H242V179H243ZM48 178H50L49 179V181L51 180V182H53V184L51 183H49V184H47V183H45L46 181H48L47 179ZM85 178V177H84ZM91 178V177H90ZM127 178V177H126ZM142 178V177H141ZM229 178V179H228ZM61 179V180H60ZM128 179V178H127ZM133 179H137V178H134L133 177ZM145 179V178H144ZM143 179V180H144ZM151 179H153V178H151ZM151 179H148V181L150 180V181H152ZM245 179H243L244 181H245ZM90 180V179H89ZM91 180H92V178H91ZM131 180H132V178H131ZM176 180H178V179H176ZM189 180V179H188ZM69 181V180H68ZM67 181V182H68ZM144 181H146V180H144ZM148 181H146V182H144L145 184H143V186H145L144 187V191L142 192L141 190V192H138L139 190H137L136 188L138 187V186H134L135 188L134 189H136V190H134L132 187H130L131 188V190L133 189V191H136V193L134 192V195L136 196V194H137V196H145V194L147 195L149 192V190H150V188H151V186L152 185H148V186H146L147 185V183H148ZM161 181V180H160ZM201 181V183H203ZM214 181L216 182V183H214ZM229 181V182H228ZM242 181V180H241ZM253 181H255L254 183H253ZM263 181H264V178H263ZM71 182H72V180H71ZM123 182V183H122ZM139 182V181H138ZM252 182V183H251ZM132 183V182H131ZM154 183H155V180H154ZM159 183V182H158ZM164 183V185H166L165 184V182H163ZM194 183V182H193ZM199 183V182H198ZM227 184V185H222V184ZM67 184V183H66ZM81 184V183H80ZM134 184V183H133ZM148 184H150V183H148ZM171 184H172V182H171ZM187 184V183H186ZM211 184V185H210ZM212 184H214L213 185V187H212ZM71 184H69V186H70ZM203 185V184H202ZM262 185L263 184H259V186H261L262 187ZM54 186V187H53ZM69 186L68 185H65V189H64V186H63V189L65 190V193H70L69 192ZM119 186H121V185H119ZM155 186V185H154ZM160 186V185H159ZM159 186H157V187H159ZM173 186V185H172ZM218 186V187H217ZM62 187V186H61ZM71 187V186H70ZM84 187V185L83 184H81V189ZM87 187V186H86ZM122 187V186H121ZM187 187V186H186ZM185 187V188H186ZM242 187H244V185L242 186ZM53 188H55V191L54 190H52ZM73 188V187H72ZM77 188V187H76ZM118 188V187H117ZM138 188H140V186L138 187ZM168 188V187H167ZM179 188V187H178ZM190 188V187H189ZM194 188V187H193ZM209 188V189H210ZM58 189V190H57ZM84 189H86V188H84ZM110 189V190H109ZM149 189V190H148ZM153 189V188H152ZM155 189V188H154ZM201 189V188H200ZM205 190V195H207L208 193H210V194H212V192H214L213 191V189H211L212 191H210V190ZM215 189V188H214ZM63 190V191H64ZM113 190V191H114ZM121 190V189H120ZM128 190H130L129 188L126 190V191H128ZM146 190V191H145ZM158 190H160V189H158ZM165 190V189H164ZM171 190H173V189H171ZM176 190V189H175ZM54 191V192H53ZM62 191V192H63ZM86 191V190H85ZM119 191V190H118ZM122 191V190H121ZM121 191L119 192V193H121ZM126 191H124L125 193H127V194H129V192H126ZM178 191V190H177ZM204 191V190H203ZM208 191H210V192H208ZM238 191H240V192H243V193H240V192H238ZM259 191V190H258ZM76 192V191H75ZM87 192V191H86ZM89 192V193H90ZM123 192V191H122ZM138 192V193H137ZM150 192H151V190H150ZM152 192H154V191H152ZM174 192V191H173ZM172 192V193H173ZM193 192V191H192ZM206 192H207V194H206ZM255 192V193H254ZM261 192V191H260ZM64 193V192H63ZM64 193V194H65ZM88 193V192H87ZM88 193V194H89ZM125 193H123V194H125ZM182 193V192H181ZM189 193V192H188ZM190 193H191V191H190ZM189 193V194H190ZM204 193V192H203ZM239 193H240V195H239ZM132 194V193H131ZM144 194V195H143ZM150 194V193H149ZM165 194V193H164ZM169 194H170V192H169ZM196 194H199V193H196ZM214 194H216V193H214ZM218 194V195H219ZM242 194V195H241ZM72 195V194H71ZM84 195V194H83ZM93 195V194H92ZM91 195V196H92ZM95 195H97V194H95ZM107 195V194H106ZM176 195V194H175ZM186 195V194H185ZM193 195V196H192ZM204 195V194H203ZM205 195H204V198H205ZM253 195V196H254ZM81 196H82V194H81ZM85 196V195H84ZM87 196V195H86ZM91 196H88V197H91ZM122 196V195H121ZM127 196V195H126ZM148 196V195H147ZM149 196H154V195H149ZM194 196H198V195H195V192H194V194L192 193L191 194V196L189 197V198H192V197H194ZM201 196V195H200ZM208 196V195H207ZM78 197V196H77ZM93 197V196H92ZM107 197V196H106ZM109 197V196H108ZM129 197V196H128ZM156 197V196H155ZM195 197V198H196ZM224 197H226L225 199H224ZM82 198V197H81ZM101 198V197H100ZM123 198V197H122ZM121 198V199H122ZM143 198V197H142ZM200 198V197H199ZM198 198V199H199ZM207 198V197H206ZM207 198V199H208ZM261 198V197H260ZM73 199V198H72ZM80 199V198H79ZM78 199V200H79ZM88 199V198H87ZM92 199H95V198H92ZM96 199H97V197H96ZM124 199V198H123ZM141 199V198H140ZM157 199H159V198H157ZM161 199V198H160ZM203 199V198H202ZM228 199V200H227ZM74 200V199H73ZM85 200V199H84ZM112 200V199H111ZM172 200V199H171ZM204 200H206V199H204ZM221 200V199H220ZM223 200H221L220 202H222ZM91 201V200H90ZM93 201V200H92ZM95 201V200H94ZM116 201V200H115ZM148 201H150V200H148ZM190 201V200H189ZM198 201V200H197ZM226 201H224V203L222 204H220V203H218L220 206H222L223 205V208H224V206H226L227 205V202ZM99 202V201H98ZM113 202V201H112ZM119 202V201H118ZM121 203H122V201H120ZM145 202V201H144ZM185 202H187L186 200H185ZM208 202V201H207ZM225 202H226V205H225ZM75 203H76V201H75ZM82 203V202H81ZM95 203V202H94ZM142 203V202H141ZM140 203V204H141ZM162 203V202H161ZM167 203V202H166ZM171 203V202H170ZM197 203V202H196ZM213 203V204H214ZM87 204V203H86ZM86 204H84V205H86ZM97 204V203H96ZM96 204H95V206H96ZM163 204V203H162ZM176 204V203H175ZM200 204H202V203H200ZM217 204V203H216ZM217 204V205H218ZM256 204V203H255ZM94 205V204H93ZM147 205V204H146ZM187 205V204H186ZM194 205V204H193ZM196 205V204H195ZM198 205V204H197ZM218 205V206H219ZM252 205V204H251ZM90 206V205H89ZM99 206V205H98ZM159 206V205H158ZM190 206V205H189ZM214 206V209H215V205H213ZM218 207L217 209L219 210L221 207ZM228 206V205H227ZM227 206H226V210H223V208L222 209H220V210H223V211H227V212H229V209L227 208ZM244 206H246V204L244 205ZM244 206H242L243 208H244ZM247 206H248V208L250 207V205H248L247 204ZM253 206V205H252ZM67 207V208H66ZM78 207V206H77ZM76 207V208H77ZM85 207V206H84ZM94 207V206H93ZM194 207V206H193ZM193 207H192V210H194L193 209ZM198 207V206H197ZM211 208H212V206H210ZM72 208V209H73ZM79 208H82V207H79ZM102 208H103V206H102ZM108 208H110V207H108ZM160 208V207H159ZM172 208V207H171ZM247 207H245V209H248ZM130 209V208H129ZM128 209V210H129ZM144 209V208H143ZM183 209V208H182ZM190 209V208H189ZM189 209H187V210H189ZM217 209H215V213L218 211ZM228 209V210H227ZM242 209V208H241ZM244 209V210H245ZM250 209V208H249ZM256 209V208H255ZM94 210V209H93ZM133 210H134V208H133ZM136 210V209H135ZM177 210H179V209H177ZM185 210H186V208H185ZM220 210H219V212H220ZM238 210V209H237ZM262 210V209H261ZM74 211V212H73ZM84 211V210H83ZM111 211V210H110ZM139 211H141V210H139ZM220 212V214L222 213V218H223V215H224V213H227V212ZM242 211L243 210H241V213H242ZM246 211V210H245ZM249 211V210H248ZM97 212V211H96ZM180 212V211H179ZM179 212H177L178 214H179ZM196 212V211H195ZM239 212V211H238ZM237 212V213H238ZM253 212V211H252ZM111 213V212H110ZM134 213V212H133ZM143 213V212H142ZM148 213V212H147ZM172 213V212H171ZM176 213V215H178ZM182 213H185V212H182ZM188 213V212H187ZM193 213V212H192ZM249 214V213H247V211L246 212H244L243 211V214ZM263 213V212H262ZM127 214H129V213H127ZM170 214V213H169ZM216 214H219V213H216ZM228 214V213H227ZM242 214V215H243ZM244 214V215H245ZM79 215V216H78ZM148 215V214H147ZM176 215H173V214H171V220L172 221H174L173 219H175V221L176 222H178L179 220L180 221H182V220H184V223L183 224H188V222H186L185 220L187 219L188 220V218L189 217H187V218H185V216H184V218L185 219H183L182 217H181V219H179L180 218V215H182L181 213L178 215L179 217H178V219H177V217H176ZM184 215H186V216H188L187 214H184ZM193 215H194V213H193ZM197 215V214H196ZM208 215V214H207ZM229 215V214H228ZM239 216H240V214H238ZM242 216V217H245V216ZM143 216H145V214L143 215ZM158 216V215H157ZM191 216V215H190ZM234 216H236L235 214L233 215V217ZM239 216H236L237 218H241V217H239ZM256 216V215H255ZM75 217V218H74ZM153 217V216H152ZM160 217V215L158 216V218ZM170 217V216H169ZM217 217H219V216H217ZM220 217H221V215H220ZM219 217V219H221V220H223L222 218H220ZM225 217V216H224ZM227 217V216H226ZM231 217V216H230ZM89 218V217H88ZM120 218V217H119ZM144 218V217H143ZM146 218V217H145ZM144 218V219H145ZM199 218V217H198ZM236 218V219H237ZM249 217H248V215H247V218H243V219H247L246 221H249V219L251 218V216H250V218L248 219ZM254 218V217H253ZM80 219V218H79ZM79 219H77V220H79ZM100 219V218H99ZM130 219H132V218H130ZM160 219V218H159ZM164 219H166V218H164ZM191 220H192V218H190ZM217 219V218H216ZM226 219V218H225ZM234 219V218H233ZM235 219V220H236ZM146 220L148 221H152V219L151 218H146ZM153 220H154V218H153ZM197 220V219H196ZM232 220V219H231ZM235 220L233 221V222H235ZM130 221V220H129ZM155 221H157V220H155ZM188 221H190V220H188ZM210 221V220H209ZM214 221V220H213ZM237 221V220H236ZM241 221V223H242V221L243 220H240ZM240 221H238L237 223H238V226L240 227V229L241 228H246V229H248V227H247V225H252V224H249L248 222H247V224H241V225H239V222ZM78 222V221H77ZM95 222V221H94ZM99 222V221H98ZM125 222V221H124ZM191 222V221H190ZM208 222V221H207ZM206 222V223H207ZM211 222V221H210ZM223 222V221H222ZM232 222V221H231ZM244 222V221H243ZM102 223V222H101ZM182 223V222H181ZM193 223H194V221H193ZM244 223H246V222H244ZM261 223H262V221H261ZM77 224V223H76ZM98 224V223H97ZM106 224V223H105ZM131 224V223H130ZM186 224V225H187ZM226 224H227V222H226ZM91 225V224H90ZM132 225V224H131ZM153 225V224H152ZM181 226H183L182 224H180ZM196 225V224H195ZM210 225H212V223L210 224ZM231 225H233L232 223H231ZM243 225L245 226L246 225V227H243ZM253 225H254V222H253ZM69 226V225H68ZM144 226H146V225H144ZM179 227V225H176V227ZM189 226V225H188ZM207 226V225H206ZM220 226H221V224H220ZM220 226H218L219 228H220ZM236 226V223H234V227ZM238 226H236L235 228H233V226H231V228H227L228 229V231H230L229 229H231V231H233L234 229H236L237 230V228H238ZM242 226V227H241ZM261 226V225H260ZM109 227H110V225H109ZM123 227V226H122ZM173 227V226H172ZM59 228V227H58ZM92 228V227H91ZM111 228V227H110ZM115 228V227H114ZM136 228V227H135ZM212 228V227H211ZM255 227H253L252 229H254ZM38 229L40 230L39 232H37L38 231ZM190 229V228H189ZM208 229V228H207ZM250 229V228H249ZM252 229H251V231H252ZM106 230H107V228H106ZM118 230V229H117ZM135 230V229H134ZM173 230V229H172ZM241 230H243V229H241ZM241 230H237V231H234V233L235 232H239V235H235L234 233H232L231 232V238H225L224 236H227V237H229L228 235L230 234V233H228V235H222V238H220V236L218 237L219 238V243H218V245H224V242H225V244L226 243H228V244H230L231 245V249L233 250V251H231V252H235V254L237 253V252H243V253H246L248 250L246 249V247L247 246H244L245 245V243H246V241H248L247 239L248 238H250L249 237V233L248 232H250V230H248V234L246 233H244L243 231V233L244 234H240V231ZM264 230V229H263ZM96 231V230H95ZM98 231V230H97ZM110 231H112V230H110ZM126 231V230H125ZM193 231H194V229H193ZM227 231V232H228ZM245 231V230H244ZM62 232H65V231H62ZM62 232H60V233H62ZM116 232V231H115ZM133 232V231H132ZM157 232V231H156ZM166 232V231H165ZM204 232V231H203ZM214 232V231H213ZM218 232V231H217ZM216 232V233H217ZM84 233V232H83ZM183 233V232H182ZM252 232H250V234H251ZM255 233V232H254ZM264 233V232H263ZM111 234V233H110ZM116 234V233H115ZM121 234V233H120ZM219 234H220V232H219ZM53 235V234H52ZM86 235V234H85ZM173 235H175V234H173ZM221 235V234H220ZM232 235H233V237H232ZM84 236V235H83ZM116 236V235H115ZM235 236V237H234ZM251 236V235H250ZM255 237V235L253 234L251 237ZM264 236V235H263ZM176 237H178V236H176ZM211 237V236H210ZM121 238V237H120ZM138 238H140V237H138ZM169 238V237H168ZM261 238V237H260ZM61 239V238H60ZM102 239V238H101ZM112 239V238H111ZM123 239V238H122ZM171 239H173V237L171 238ZM78 240H80V239H78ZM121 240V239H120ZM177 240V239H176ZM218 240V239H217ZM253 240H254V238H253ZM253 240H252V242H253ZM258 240V239H257ZM113 241H114V239H113ZM113 241H111V242H113ZM116 241V240H115ZM124 241V240H123ZM188 241V240H187ZM250 242H251V239L249 240ZM248 241V242H249ZM255 241V240H254ZM106 242V241H105ZM222 242V243H221ZM250 242H249V245H250ZM251 242V243H252ZM49 243V242H48ZM119 243V242H118ZM221 243V244H220ZM254 243V242H253ZM38 244V243H37ZM194 245V244H193ZM205 245V244H204ZM227 245V244H226ZM247 245H248V243H247ZM248 245V246H249ZM252 245V244H251ZM250 245V246H251ZM211 246V245H210ZM243 246V247H242ZM249 246V247H250ZM208 247V246H207ZM218 247V246H217ZM224 247V246H223ZM45 248V247H44ZM238 248H239V250H240V248H241V250L239 251L238 250ZM43 249V248H42ZM77 249H79V248H77ZM225 250H226V248H224ZM257 249V248H256ZM36 250V251H35ZM218 250V249H217ZM42 251V250H41ZM46 251V250H45ZM44 250H43V252H45ZM92 251V250H91ZM90 251V252H91ZM227 251V250H226ZM87 252V251H86ZM187 252V251H186ZM216 252V251H215ZM219 252H220V250H219ZM47 253V252H46ZM80 253H82V251H81V249H79V251H78V253H77V256L79 257L81 254ZM83 253H85L84 251H83ZM160 253V252H159ZM206 253V252H205ZM209 253V252H208ZM232 253V255H234ZM240 253V254H241ZM249 253H250V251H249ZM93 254H94V252H93ZM102 254V253H101ZM109 254H111V253H109ZM108 254V255H109ZM113 254H115V253H113ZM217 254V253H216ZM218 254H220V253H218ZM248 253H246V255H247ZM257 254V253H256ZM44 255V254H43ZM56 255V254H55ZM103 255V254H102ZM214 255V254H213ZM224 255V254H223ZM231 254H229V255H227L228 257H232V255L230 256ZM245 255V256H246ZM112 257H113V255H111ZM124 256V255H123ZM134 256V255H133ZM197 256V255H196ZM206 256V255H205ZM212 255H210V256H206L207 258L209 257H211ZM216 256V255H215ZM218 256V255H217ZM222 255L220 254V257H221ZM249 256V255H248ZM55 257V256H54ZM171 257V256H170ZM214 257V256H213ZM219 257V256H218ZM217 257V259H219ZM223 257V256H222ZM226 257V255H224V257L223 258H221V260L222 259H224ZM102 258H105V257H103L102 256ZM200 258H201V256H200ZM208 258V259H209ZM247 258V257H246ZM260 258H261V256H260ZM123 259V258H122ZM155 259V258H154ZM202 259H203V256H202ZM212 259V258H211ZM216 259V258H215ZM216 259V260H217ZM264 259V258H263ZM74 260H76V259H74ZM103 260V259H102ZM129 260H131V258L129 259ZM182 260V259H181ZM251 260V259H250ZM250 260H248V261H250ZM104 261V260H103ZM157 261V260H156ZM204 261V260H203ZM244 261V260H243ZM253 261V260H252ZM60 262V261H59ZM124 262V261H123ZM127 262V261H126ZM170 262H172V261H170ZM224 262V261H223ZM235 262H237V261H235ZM78 263V262H77ZM82 263V262H81ZM106 263V262H105ZM131 263V262H130ZM179 263V262H178ZM183 264H184V262H182ZM181 263V264H182ZM107 264V263H106ZM151 264V263H150ZM156 264H158V262L156 263ZM167 264V263H166ZM175 264V263H174ZM201 264V263H200ZM225 264V263H224ZM237 264V263H236ZM238 264H239V262H238Z\"/></svg>",
	"mask_w": 264,
	"mask_h": 264
}]
</instances>
